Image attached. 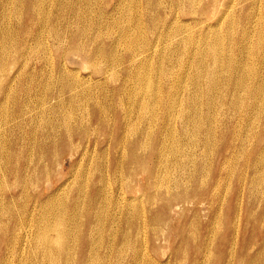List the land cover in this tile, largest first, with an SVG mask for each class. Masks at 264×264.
<instances>
[{
  "label": "rangeland",
  "instance_id": "374dc122",
  "mask_svg": "<svg viewBox=\"0 0 264 264\" xmlns=\"http://www.w3.org/2000/svg\"><path fill=\"white\" fill-rule=\"evenodd\" d=\"M5 1V0H4ZM9 1V2H8ZM6 2H3L2 0H0V50L1 52L3 51V60H0V183L1 180L3 181V187H5L6 189H8V186L6 184V182L10 185L11 188H15V183L16 182V178L11 175L12 177L5 179V172H9L10 170H13L12 172H14V170H17L20 165L19 162L21 164L23 163H30L31 168H34L33 165H35V162H39L40 158H42L43 156V152H45V149H37V147L35 146V144L33 145H29L31 141L35 142L36 139L39 142L41 139L40 136V132H41V128L44 125L45 126V120L48 118H56L58 119L59 123L63 126L59 128V131L65 133L66 132V124H64V121H67L70 124V133L71 134V139L70 137H67V133H65L66 135V145H65V149L62 148L60 145L61 144H57L59 145V149L57 147V152L60 153L61 155V159H60V166L55 164L53 165V174H52V178H50V180L48 181V179L43 178L41 181H39L40 185L37 191H42L44 192V195H46L48 193V189L51 188V190H54L56 192L53 193H57L58 192H62L59 196L58 199L60 200H64V199H69L72 194L70 193V189H75L77 188L80 184L84 185L85 182L93 180V179H98L97 175V167L99 165H102L101 170H105L106 171V160L109 158L112 159V162L114 161V156L118 159V163H117V167H115V165L112 163V167L110 172L108 173V176L106 178V181L108 180L111 185H112V190L115 194V196H118V191L120 187H123V190H126L128 187H139V188H143V199H144V210L146 211V218L148 219L146 222V226L145 224L142 225L140 220L138 223L141 227L143 228H139L141 236L139 234L140 237V244L143 242L142 246L139 245V248L145 252L147 251V253L151 254V256L153 258H158L160 261L162 262H166L169 261V264H190L191 263V259H192V251L190 249L191 245H194L195 243L199 242L201 238L207 237V243L210 241V239H213L214 236L215 238L213 239V243L214 245H210V249L214 252L217 253L218 249L217 247L222 243V241L226 242L225 243V250L224 251L226 253V259L229 258V254H230V250L232 249V246L234 243L236 244V252L237 257H235L234 259V264H250V262L252 260H254V264H264V162L258 166V170L255 171V167L253 166L256 161L257 155L259 154L260 151H262V149H264V134H262V140L259 141L257 139H255L254 135H258V137L261 135V133L264 132V111L260 112V111H250L249 114H247V119L243 120L242 118H240V116H237L235 118H233L232 120L230 119L228 122L229 123V130L226 131V136L224 138V142H221L223 140V138L221 139V134L219 131V128L221 127V124L219 125V127L217 128V132L215 135V139H214V143L210 144L208 146H205V148H202V146H200L201 149H195L193 146L190 147L186 142H188V137L187 136L185 138V136L183 137L180 131V120L182 119V114L180 115V113L186 112L188 110V104L186 103L187 99L189 98V96L191 94H189L190 92L194 91L195 87L194 85H196V81H197V66H198V62L203 64H199L202 65V69L200 70L203 73V78L200 80L201 84L205 87L207 82H209L210 78H214L215 80H219L220 82V87L219 90H215V92L213 94L215 99L217 100V102H219V104L217 102H215V105L218 109V111H215V113H219L220 114H227L228 116H232V114L234 113L232 111V109L230 108V105L228 103V100L230 102L231 98H227L225 100H222L219 96L220 90L221 88H223L222 85L223 84V79L227 78L230 76V68L229 67H233L236 65V63H233V59H240L239 60V66L247 65L246 68L250 70V72H253V68L254 66L256 67L257 64V59L253 55L252 51H249L244 53V51H240L236 46L234 47L228 36L229 33L231 34L230 36H233L234 38L236 36H238L239 34V26L236 24V22L239 21L241 15L245 16L247 12H251V14H253V22L251 23V27L252 26H256L257 28L259 26L264 25V0H206V3H213V5H211V7L214 8V13L212 14V17H210L209 19H204L201 21V17H199L197 14H193V15H179V20L182 22H178L173 24L174 21H176V15H177V10L174 9V0H8ZM43 1V2H42ZM115 1V2H114ZM118 3H117V2ZM127 1V2H126ZM200 1L196 2V0H186L184 2L183 8L185 6V9H200L203 0H197ZM235 3H234V2ZM238 1V2H237ZM8 2V3H7ZM11 2V3H10ZM13 2V4H12ZM15 2V3H14ZM49 2V3H48ZM63 2V3H60ZM81 2V3H80ZM102 2V3H101ZM124 2V3H123ZM140 2V3H139ZM159 2V3H158ZM171 2V3H170ZM246 2V4H245ZM252 2V3H251ZM7 3V4H5ZM79 3V4H78ZM84 3V4H83ZM94 3V4H93ZM131 5H129V4ZM191 3V4H190ZM205 3V0H204ZM242 3V4H241ZM11 4V5H10ZM15 4V6H14ZM44 4V5H43ZM53 4V5H52ZM68 4H73L75 5V9L76 10H80L82 9L83 12L82 13V18L80 20L75 19L74 17L68 18L69 22L66 23L67 26L68 24L70 25V28H66L65 24L62 25L61 22H57L55 20V18L51 19L52 15H56L58 10H65L66 6V10H69L70 7H68L67 9V5ZM86 4V5H85ZM92 4V5H91ZM109 4V5H107ZM125 5L122 7V5ZM136 6H134V5ZM138 4V5H137ZM187 4V6H186ZM239 4H241L239 6ZM63 5V6H62ZM96 5V6H95ZM104 5V6H103ZM107 5V6H106ZM145 5V6H144ZM180 5V7L182 6ZM195 5V7H194ZM224 5V6H223ZM230 7H229V6ZM232 5V6H231ZM234 5V6H233ZM259 5V6H258ZM262 5V6H261ZM8 6V7H7ZM43 6V7H42ZM80 6V8L78 7ZM92 6V8H91ZM99 6V7H98ZM110 6V7H109ZM138 6V7H137ZM141 8H140V7ZM249 6V7H248ZM19 7V8H18ZM50 7V8H49ZM61 7V8H60ZM83 7V8H81ZM103 7V8H102ZM109 9H108V8ZM132 7V8H130ZM251 7V8H250ZM257 7V8H256ZM6 10L9 9V10ZM11 8V9H10ZM27 8V9H26ZM45 10H44V9ZM47 8V9H46ZM59 8V9H58ZM64 8V9H63ZM79 8V9H78ZM94 8V9H93ZM98 8V9H97ZM125 8V9H124ZM130 8V9H129ZM140 8V9H139ZM153 8V9H152ZM177 8V7H176ZM182 8V7H181ZM228 8V9H227ZM249 8V9H248ZM90 9V10H89ZM130 11H129V10ZM133 9V11H131ZM137 9V10H136ZM243 9V10H242ZM12 10V11H11ZM27 10H31L33 11V16H28L26 17L25 11ZM47 10V11H46ZM93 10V11H92ZM97 10V11H96ZM135 10V13H134ZM146 10V11H145ZM228 10V11H227ZM236 10V11H235ZM249 10V11H248ZM18 11V12H17ZM46 11V12H45ZM81 11V10H80ZM92 11V12H91ZM145 11V12H144ZM162 11V12H161ZM226 11V13H225ZM235 11V12H234ZM15 12V13H14ZM90 12V13H89ZM123 12V13H121ZM126 12V13H125ZM132 12V13H130ZM138 12V13H137ZM151 13L156 19H166V14H168L169 18H168V24L169 26L164 28L166 29V31H169L170 29H172L173 31H169V33L166 36H163L162 38L159 39L158 42V48L155 51H146L143 52V50L141 49L145 44L146 41L145 39H150V37L152 38V36H150V34H147L146 32H148L149 30V19H147V14L145 15V13ZM228 12V13H227ZM231 12V13H230ZM238 12V13H237ZM260 12V13H259ZM12 13V14H11ZM19 13V14H18ZM44 13V14H43ZM89 13V14H88ZM94 13V14H93ZM134 13V14H133ZM142 13V14H141ZM154 13V14H153ZM172 13V14H171ZM233 13V14H232ZM257 13V14H256ZM16 14V15H15ZM18 14V15H17ZM51 14V15H50ZM98 14V15H97ZM225 14V15H224ZM228 14H230L228 16ZM232 14V15H231ZM46 15V16H45ZM91 15V17H90ZM133 17H132V16ZM134 15H138L137 17ZM141 15V16H140ZM157 15V16H156ZM160 15V16H159ZM165 15V16H164ZM256 15V16H255ZM260 15V16H259ZM262 15V16H261ZM11 16V18H10ZM49 16V17H48ZM94 16V17H93ZM131 16V18H130ZM143 16V17H142ZM162 16V17H161ZM236 16V17H235ZM5 17V19H3ZM88 17V18H87ZM142 17V18H141ZM222 17V18H221ZM230 17V18H229ZM233 17V18H232ZM258 17V18H256ZM27 18V19H26ZM47 18V19H46ZM85 18V19H84ZM98 18V19H97ZM108 18V20H107ZM128 18V19H127ZM136 20H135V19ZM145 18V19H144ZM175 18V19H174ZM226 18V19H225ZM232 18V19H231ZM238 18V19H237ZM261 18V19H260ZM2 19V20H1ZM8 22L12 20V22ZM11 19V20H10ZM45 19V21H44ZM73 19V21H72ZM92 19V20H91ZM96 22H95V20ZM143 19V20H142ZM194 19V20H193ZM231 19V20H230ZM236 19V20H235ZM111 20V21H110ZM119 21L120 25H115L114 22L115 21ZM123 20V21H122ZM134 20V21H131ZM158 20V21H159ZM220 20V23L218 22ZM225 20V21H224ZM238 20V21H237ZM81 21V22H80ZM84 21V22H83ZM92 21V22H91ZM128 21H130L128 23ZM141 21V22H140ZM144 21V22H143ZM173 21V22H172ZM190 21V26L194 29H192V31L189 30L188 31H183L182 34H178L175 38V36H173L175 28L177 29V25H185V22ZM194 21V22H193ZM222 21V22H221ZM234 21V23H233ZM23 22V25H28L27 29L22 30L20 29V23ZM45 22V23H44ZM49 22V23H47ZM90 22V23H88ZM94 22V23H93ZM133 22V23H132ZM140 22V23H139ZM197 22V23H195ZM201 22V23H200ZM76 23V24H75ZM79 26H76L78 25ZM86 23V24H85ZM101 23V25H100ZM143 24L142 26L137 24ZM260 23V24H259ZM263 23V24H261ZM4 24V25H3ZM48 24V25H46ZM73 24V25H71ZM124 24V25H122ZM128 24V25H127ZM135 24V25H134ZM224 24V25H223ZM227 24V25H226ZM231 24V25H230ZM255 24V25H254ZM8 25V26H7ZM16 25V26H15ZM35 25V26H34ZM44 25V26H43ZM60 25V26H59ZM85 25V26H84ZM97 25V26H96ZM108 25V26H107ZM112 25V26H111ZM202 25V26H201ZM209 25V26H208ZM222 25V26H221ZM230 25V26H229ZM258 25V26H257ZM7 26V27H6ZM15 26V27H14ZM49 26V27H47ZM76 26V27H75ZM107 26V27H106ZM129 27V29L131 30V32L133 33L134 36H130L128 38H120V34H121V27ZM133 26V27H132ZM141 26V27H140ZM200 26V27H199ZM213 26V27H211ZM9 27V28H8ZM11 27V28H10ZM52 27H56L58 29V32L61 34L62 40H60L61 38H56L55 35L52 32ZM90 29H89V28ZM109 27V28H108ZM127 27V28H128ZM136 27V28H135ZM140 27V28H139ZM172 27H175L174 29ZM7 28V29H6ZM42 32H41V30ZM49 28V29H47ZM78 28V29H77ZM112 28V29H111ZM145 31H143L142 30ZM168 28V29H167ZM210 28V29H209ZM212 28V29H211ZM219 28V29H217ZM236 28V29H235ZM253 28V27H252ZM4 29V30H3ZM16 29V30H15ZM34 29V30H33ZM98 29V30H97ZM134 29V30H133ZM45 30V32H44ZM47 30V31H46ZM69 30L71 33H78V32H83V30H86V34L82 35L81 34V39H76L75 42H71L69 41L70 39L67 38L65 31ZM76 30L78 32H76ZM94 30V31H93ZM102 30V31H101ZM108 30V31H107ZM117 30V31H116ZM139 33H138V31ZM210 30V31H209ZM229 30V31H228ZM2 31V32H1ZM18 31V32H17ZM99 31V32H98ZM111 31V32H110ZM137 31V32H135ZM209 31V32H208ZM214 31V32H213ZM217 31H219V33H217ZM96 32H98L96 34ZM102 32V33H101ZM110 32V33H109ZM116 34H115V33ZM143 32V33H140ZM171 32V33H170ZM200 32V33H199ZM226 32V33H225ZM255 32V33H254ZM257 32V33H256ZM2 33L5 35L6 39H3ZM11 33V35H10ZM17 33V34H16ZM24 33H27L28 35L26 36L27 40H22V37L25 35ZM39 33V34H38ZM48 33V34H47ZM119 33V34H118ZM173 33V34H172ZM185 33V34H184ZM189 33V34H188ZM195 33V34H194ZM210 33V34H209ZM221 33V34H220ZM257 36H255L254 34ZM9 34V35H8ZM19 34V35H18ZM45 34V35H42ZM65 34V35H62ZM70 34V33H69ZM108 34V35H107ZM115 34V35H114ZM140 34V35H139ZM188 34V35H187ZM191 34L193 37L188 38L189 36H191ZM213 34V35H212ZM217 34V35H216ZM228 34V35H227ZM6 35H8L6 37ZM15 37H14V36ZM17 35V36H16ZM34 35V36H33ZM38 35V36H36ZM47 35V36H46ZM91 35V36H90ZM100 35V37H98ZM136 35V36H135ZM139 35V36H138ZM197 35V36H196ZM201 35V36H200ZM208 35V36H207ZM218 35H220L218 37ZM227 35V36H226ZM87 36V37H86ZM103 36V38H102ZM141 36V37H140ZM172 36V38H171ZM181 36V37H180ZM186 36L188 38V40H193V39H198L201 37L206 36L208 44H202L194 47L195 42L193 43V45H191L192 49L195 51L191 52V55H194V59L196 57V60H191V55L188 52L183 53L181 56L182 58V63L179 65L178 62L176 63L175 59L176 57L179 55L177 53V50L175 49V44L177 43V41L179 39H181L182 37ZM226 36V37H225ZM249 40H253V42H256L259 34L258 31H252L249 33ZM119 37V38H118ZM140 39H139V38ZM149 37V38H148ZM165 37V38H164ZM167 37V38H166ZM174 37V38H173ZM211 37V38H210ZM214 37V38H213ZM2 38V39H1ZM14 38V39H13ZM67 38V39H66ZM88 40H87V39ZM96 38V39H95ZM110 38V39H109ZM113 38V39H112ZM115 38V39H114ZM131 38V39H130ZM134 38V42L133 41ZM138 40H137V39ZM145 38V39H144ZM164 38V39H163ZM220 38V39H219ZM254 38V39H253ZM55 39V40H54ZM65 39V40H63ZM85 39V40H84ZM95 39V40H94ZM100 39V40H98ZM109 41H108V40ZM130 39V40H129ZM166 39V40H165ZM170 41H168V40ZM209 39V40H208ZM226 39V40H225ZM6 40V41H5ZM15 40V41H14ZM21 40V41H20ZM30 40V41H29ZM39 40V44L38 41ZM50 40V41H49ZM60 40V41H59ZM118 40V41H117ZM140 40V41H139ZM142 40V41H141ZM165 40V43H163ZM177 40V41H176ZM217 40H221V41H217ZM19 41V42H18ZM47 41V42H46ZM54 41V42H52ZM80 41V42H79ZM112 41V42H111ZM130 41V42H129ZM133 41V42H131ZM167 41V42H166ZM212 41V42H211ZM228 41V42H227ZM6 42V43H5ZM27 42V43H26ZM42 42V43H41ZM60 42V43H59ZM118 42V43H117ZM125 42V43H123ZM138 42V43H137ZM162 42V43H161ZM175 42V43H174ZM219 42V44H218ZM223 42V43H222ZM23 45H22V44ZM35 43V46H34ZM50 46H49V44ZM64 43V44H63ZM72 47L78 46L77 49L81 50V51H73L71 50L69 52V49ZM71 43V44H70ZM78 43V44H77ZM83 43V44H82ZM85 43V44H84ZM88 43V44H87ZM109 43V44H108ZM142 43V44H141ZM213 43H217V53H221L220 55V60H218L217 63H213L212 60V52H211V44ZM227 43V44H225ZM4 44V45H3ZM38 44V45H37ZM44 44V45H43ZM46 44V45H45ZM54 44V45H53ZM63 44V45H62ZM101 44V45H100ZM124 44V45H121ZM133 44V45H131ZM137 44V45H136ZM139 44V45H138ZM169 44V45H167ZM210 44V45H209ZM224 44V45H223ZM41 45V46H40ZM66 45V46H65ZM87 45V46H86ZM91 45V46H90ZM106 45H108L106 47ZM116 45H118L116 47ZM172 45V46H171ZM207 45V46H206ZM221 45V46H220ZM230 45V46H227ZM9 46V47H8ZM29 46V47H28ZM40 46V47H39ZM44 46V47H43ZM48 46V47H47ZM58 46V47H57ZM80 46V47H79ZM91 48H90V47ZM98 46V47H97ZM131 46V47H130ZM135 46V47H134ZM137 46V48H136ZM160 46V47H159ZM162 46V47H161ZM169 46V48H168ZM206 46V47H204ZM220 46V47H219ZM3 47V48H2ZM5 47V48H4ZM23 47V48H22ZM37 47V48H36ZM46 47V48H45ZM54 47V48H53ZM84 47V48H83ZM95 47V48H94ZM201 47V48H200ZM225 47V48H224ZM9 48V49H7ZM19 48V49H18ZM22 48V49H21ZM40 50H39V49ZM64 48V49H63ZM83 50H82V49ZM98 48V49H97ZM100 48V49H99ZM113 48V49H112ZM130 49V51L128 49ZM190 48V47H189ZM190 48V50H191ZM3 49V50H2ZM13 49V50H12ZM31 49V50H30ZM33 49V50H32ZM43 49L44 52H43ZM115 49L117 51H115ZM140 49V50H139ZM163 49V50H162ZM222 49V50H221ZM22 50V51H21ZM29 50V51H28ZM38 52H37V51ZM52 50V51H50ZM64 50V51H63ZM92 50V52H91ZM106 50V51H105ZM111 50V51H110ZM113 50V51H112ZM123 52L122 54L121 51ZM160 50V52H159ZM204 52H202V51ZM205 50V51H204ZM207 50V51H206ZM14 51V52H13ZM18 51V52H17ZM21 51V52H19ZM28 51V52H26ZM34 51V52H32ZM46 51V52H45ZM50 51V52H49ZM84 51V52H83ZM86 51V52H85ZM129 51V53H128ZM136 51V52H135ZM166 51V52H165ZM200 51V52H198ZM227 51V52H226ZM0 52V54H1ZM11 52V54H10ZM30 52V53H29ZM36 52V53H35ZM53 52V53H52ZM65 52V53H64ZM80 52V53H79ZM83 52V54H82ZM116 52V53H115ZM134 52V53H133ZM154 52V54H153ZM162 52V53H161ZM165 52V55H164ZM169 52V53H168ZM196 52V53H195ZM207 52V54L205 53ZM209 52V53H208ZM225 52V53H224ZM252 54H251V53ZM63 53V56L61 55ZM69 53V54H68ZM75 53V54H74ZM100 53V54H99ZM105 53L107 55H105ZM114 53V54H113ZM119 53V54H117ZM141 53V54H140ZM159 57H158V55ZM229 53V54H228ZM12 54H14L12 56ZM36 54V55H35ZM38 54V55H37ZM41 54V55H40ZM47 54V55H44ZM67 54V55H66ZM112 54V55H111ZM116 54V56H115ZM135 56L134 61H131V57ZM146 54V55H145ZM168 54V55H167ZM196 54V55H195ZM200 54V55H199ZM237 54V55H236ZM244 54V55H243ZM8 57H6V56ZM19 55V56H18ZM34 55H35V59H34ZM43 55V56H42ZM87 55V56H86ZM123 55V56H122ZM126 55V56H125ZM130 55V57H129ZM152 55V56H151ZM181 55V54H180ZM190 55V56H189ZM204 55V56H203ZM234 57H233V56ZM243 55V56H241ZM248 55V56H246ZM252 58H251V56ZM15 56V57H14ZM30 56V58H29ZM42 56V57H41ZM62 56V57H61ZM162 56V58H161ZM174 56V57H173ZM186 56V57H184ZM202 56V57H201ZM225 56V57H224ZM229 56V58H228ZM232 56V57H231ZM237 56V57H236ZM12 57V58H11ZM28 57V58H27ZM33 57V58H32ZM38 57V59H37ZM50 57V58H49ZM52 57V58H51ZM55 59H54V58ZM68 57V58H67ZM94 57V58H92ZM97 57L99 58V60L97 59ZM115 57V58H113ZM119 57V58H118ZM158 57V58H157ZM184 57V58H183ZM239 57V58H238ZM11 58V59H9ZM14 58V60H12ZM39 58L41 60H39ZM161 58V59H160ZM188 58V59H187ZM203 58V61H201ZM29 59V60H28ZM36 59L38 61H36ZM48 59V60H47ZM96 59V60H95ZM116 59V60H115ZM145 59V60H144ZM148 59V60H146ZM154 59V61H153ZM206 61H205V60ZM211 59V60H210ZM250 59V60H249ZM9 60V62H8ZM50 60V62H48ZM62 60V61H61ZM92 60V61H91ZM125 60V61H124ZM152 62H150V61ZM164 60V61H163ZM173 60V61H172ZM186 60L188 62L193 61V67L191 66L190 63H186ZM208 60V61H207ZM223 60V61H222ZM226 60V61H225ZM249 60V62H248ZM14 61V64L12 62ZM53 61V62H52ZM55 61V62H54ZM91 61V62H90ZM94 61V63H92ZM105 61V62H104ZM119 61V62H118ZM142 61V62H140ZM157 61V62H156ZM195 61V62H194ZM248 63H246V62ZM25 62V63H24ZM34 62V63H33ZM89 62V63H88ZM104 64H103V63ZM126 62V63H124ZM133 62V63H132ZM139 62V63H138ZM145 64H144V63ZM155 62V63H154ZM171 62V63H170ZM197 62V65H196ZM65 63V64H64ZM101 63V64H100ZM112 63H114L112 65ZM143 63V64H142ZM148 63V64H147ZM152 63V64H151ZM166 63V64H165ZM186 63V64H183ZM195 63V64H194ZM210 63V64H209ZM222 63V65H221ZM245 63V64H244ZM251 63V64H250ZM45 64V65H44ZM50 64V65H49ZM98 66H97V65ZM161 64V65H160ZM175 64V65H174ZM189 64V65H188ZM215 64V65H214ZM219 64V65H217ZM224 64V65H223ZM230 64V65H229ZM249 64V66H248ZM8 65V66H6ZM11 65V66H10ZM49 65V66H48ZM63 65V66H62ZM92 65V66H91ZM96 65V66H95ZM108 65V66H107ZM118 65V66H117ZM124 65V66H123ZM144 65L146 67H144ZM148 65V66H147ZM151 65V66H150ZM157 65V66H155ZM182 65V66H181ZM204 65V66H203ZM206 65V66H205ZM210 65H212L211 67H209ZM252 65V66H250ZM16 66V67H15ZM24 66V67H23ZM55 66V67H54ZM60 66V67H59ZM86 66V67H85ZM115 66V67H114ZM133 66V67H132ZM138 68H137V67ZM151 68H150V67ZM191 68H190V67ZM219 66V67H218ZM239 67L240 68H242ZM8 67V68H7ZM35 67V68H34ZM49 67V68H48ZM89 67V69H87ZM109 69H108V68ZM153 67V68H152ZM161 67V70H159ZM167 67V68H166ZM180 67V68H178ZM187 67V68H186ZM204 67V71L203 70ZM214 67V68H213ZM225 67V68H224ZM250 67V68H249ZM4 68V69H3ZM7 68V69H6ZM13 68V69H12ZM52 68V69H51ZM91 68V69H90ZM94 68V69H93ZM96 68V69H95ZM100 68V69H99ZM108 70H107V69ZM117 68V69H116ZM144 68V70L142 69ZM155 68V70H154ZM159 70L160 72L156 71ZM159 68V69H158ZM163 68V69H162ZM176 70H175V69ZM182 68V69H181ZM228 68V69H227ZM262 68V67H261ZM3 69V71L1 70ZM10 69V71L8 70ZM17 69V70H16ZM23 71H22V70ZM86 69V70H85ZM114 71H113V70ZM127 69V71H126ZM142 69V70H141ZM148 69V70H147ZM152 69V70H151ZM189 69V70H188ZM208 69H211L212 72V76H207L205 73ZM220 69V70H219ZM30 70V71H29ZM33 70V71H32ZM44 72H43V71ZM51 70V71H50ZM79 70V71H78ZM84 70V71H83ZM98 70V71H97ZM100 70V71H99ZM140 70V71H139ZM172 70V71H171ZM180 70V71H179ZM187 70V71H185ZM5 71V72H4ZM53 71V72H52ZM55 71V72H54ZM77 71V73H76ZM107 71V73H105ZM118 71V72H117ZM137 71L142 72V73H148V80L146 78V82L139 84L138 82H134L135 78H134V74L137 73ZM147 71V72H146ZM162 71V72H161ZM184 71V72H182ZM193 71V72H192ZM221 71V72H220ZM226 71V72H225ZM4 72V73H3ZM21 72V75H19ZM50 72V73H49ZM65 72V73H64ZM100 72V73H97ZM125 72V73H124ZM173 72V73H172ZM176 72V73H174ZM195 72V73H194ZM215 72V73H214ZM263 72H264V67H263ZM7 73V74H6ZM10 73V74H9ZM19 73V74H18ZM42 73V74H41ZM54 73V74H52ZM106 75H105V74ZM119 73V74H118ZM121 73V74H120ZM158 73V74H157ZM161 73V74H160ZM166 76H165V74ZM184 73V74H183ZM222 73V74H221ZM3 74V75H2ZM31 74V76H30ZM51 74V75H50ZM58 74V75H57ZM77 74V75H76ZM98 74V75H97ZM103 74V75H102ZM111 74V75H110ZM179 74V75H178ZM5 75V76H4ZM12 75V76H11ZM29 75V76H28ZM44 75V76H43ZM80 75V76H79ZM92 75V76H91ZM113 75V76H112ZM117 75V76H116ZM188 77H187V76ZM206 75V76H205ZM220 75V78H219ZM237 75V74H235ZM7 76V77H6ZM11 76V77H9ZM87 76V77H86ZM90 76V77H89ZM150 76V77H149ZM156 76V77H155ZM159 76V77H158ZM177 76V78H176ZM184 76V77H183ZM191 76V77H190ZM194 76V77H192ZM205 76V77H204ZM227 76V77H225ZM3 77V79H2ZM7 79H5V78ZM32 77V78H31ZM41 77V78H40ZM48 77V78H47ZM58 77V78H57ZM103 77V78H102ZM111 77L112 81H111ZM120 77V79H119ZM166 77V78H165ZM181 78V79H178ZM208 77V78H207ZM224 77V78H223ZM264 77V76H263ZM17 78V79H15ZM20 78V79H19ZM89 78V79H88ZM105 78V79H104ZM110 78V79H109ZM152 78V79H151ZM162 78V79H160ZM164 78V79H163ZM176 78V79H175ZM186 78V79H185ZM188 78V79H187ZM193 78V79H191ZM207 78V81H206ZM9 79V80H8ZM77 79V80H76ZM99 79V80H98ZM109 79V80H108ZM134 79V80H133ZM168 79V80H166ZM196 79V80H195ZM253 79V78H252ZM251 79V80H252ZM264 79V78H263ZM6 80V81H4ZM16 80V81H15ZM48 80V81H47ZM54 80V81H53ZM57 80V81H56ZM79 80V81H78ZM90 80V81H89ZM114 80V81H113ZM117 80V81H116ZM119 80V81H118ZM122 80V81H121ZM148 80V81H147ZM160 80V82H159ZM175 80V81H174ZM179 82H178V81ZM181 80V82H180ZM190 80V81H189ZM260 80V79H259ZM18 81V82H17ZM85 83H83V82ZM99 81V82H98ZM108 81V82H107ZM111 81V82H110ZM116 81V82H115ZM131 81V82H130ZM163 81V82H161ZM192 81V82H191ZM50 82V83H49ZM53 82V83H52ZM65 82H71V87L69 88ZM88 82V83H87ZM96 82V83H95ZM110 82V83H109ZM118 82V83H117ZM153 82V83H152ZM173 82V83H172ZM176 82V84H175ZM205 82V83H204ZM2 83V84H1ZM78 83V84H77ZM81 83V84H80ZM98 83V85H97ZM101 83V84H99ZM124 83V84H123ZM146 83H150V87H148V90L144 93H146L145 95L148 96V99L146 97V99L148 100L147 105L149 104L150 108L144 109L143 108V114H146L145 117L146 119H139L138 117V113H139V109L141 112V108L139 107V101H141L140 99L142 98V87H144L147 85ZM159 83V84H157ZM162 83V85L160 84ZM6 84V85H5ZM16 84V85H15ZM30 84V85H29ZM48 84V85H47ZM54 84V85H53ZM89 84V85H88ZM132 84V85H131ZM137 86L135 87L134 86ZM137 84V85H136ZM153 86H152V85ZM157 84V85H156ZM194 84V85H193ZM205 84V85H204ZM18 85V86H17ZM40 85V86H38ZM51 85V86H49ZM56 85V86H55ZM93 85V86H92ZM131 87H130V86ZM141 85V86H140ZM178 85V86H177ZM182 87H180V86ZM13 86V87H12ZM61 86V88H60ZM76 86V87H74ZM80 86V88H79ZM84 86V87H83ZM86 86V87H85ZM99 86V87H98ZM152 86V87H151ZM155 86V87H154ZM160 86V87H159ZM165 86V87H164ZM177 89V87L181 88L178 93V108L176 107L177 110L174 111V114H172L173 116H169V124L167 122V126L166 129L164 131V142L166 140V147H165V152L164 155H162V160L165 162H169L170 163V169H166V166H162L161 170L163 171L161 173V175L157 178L152 176L151 174H148V176L146 175H142L141 173L136 174L135 170L137 169L136 165L137 164H128L125 163V161H123L125 164H123L122 162V155L124 154L125 156L128 155L127 152V146H125V143L127 144V142L130 139H139V138H143L145 141V146L144 149L140 148L138 150L139 154H143V156L145 157V161H144V165L146 168H149V170H152L153 168V161L150 159L149 155L151 153V150L155 147L156 145V138H157V134L159 129L161 128L162 125V115H163V108H162V104L164 103L163 96L161 95V90H165L168 88H172ZM177 86V87H176ZM184 86V87H183ZM222 86V87H221ZM21 87V88H20ZM27 87V89H26ZM40 87V88H38ZM45 87V88H43ZM47 87V88H46ZM50 87V89H49ZM66 87V88H65ZM88 87V88H87ZM107 89H106V88ZM162 87V89H161ZM164 87V89H163ZM6 88V89H5ZM13 88V89H12ZM78 88V90H77ZM149 88H151L149 90ZM154 88V89H153ZM156 88V89H155ZM194 88V89H193ZM231 88V87H230ZM229 88V89H230ZM16 89V90H15ZM48 91H46V90ZM88 89V90H87ZM110 89V91H109ZM114 89V91H113ZM119 89V90H118ZM135 89V90H134ZM138 89V90H137ZM158 89V90H157ZM3 90V91H2ZM27 90V91H26ZM45 90V92H44ZM60 90V91H59ZM74 90V91H73ZM87 92H86V91ZM105 90V91H104ZM141 90V91H140ZM155 90L157 93L155 94V92L153 91ZM16 91V92H15ZM20 91V92H19ZM81 91V92H80ZM89 91V92H88ZM129 93H128V92ZM133 91V92H132ZM139 91V92H138ZM153 91V92H152ZM160 91V92H159ZM185 91V92H184ZM9 92V94H8ZM30 92V93H29ZM44 94H43V93ZM61 95H59V93ZM71 92V93H70ZM75 92V93H72ZM107 92V93H106ZM241 90L239 92V96L241 95V98H244V92ZM2 93V94H1ZM27 93V94H25ZM69 93V94H68ZM78 95H77V94ZM80 93V94H79ZM88 95H87V94ZM99 93V94H98ZM111 93V94H110ZM132 93V95H131ZM140 93V94H137ZM143 93V94H144ZM159 93V94H158ZM181 93V94H180ZM55 94V95H54ZM101 94V95H100ZM108 94V95H107ZM128 96H127V95ZM137 94V95H135ZM28 95V96H27ZM46 95V96H45ZM54 95V96H53ZM66 95V96H65ZM99 95V96H98ZM119 95V96H118ZM140 95V96H139ZM152 95V96H151ZM154 95V96H153ZM157 95V96H156ZM30 96V97H29ZM74 96V97H72ZM101 96V97H100ZM131 96V98H130ZM133 96V97H132ZM138 96V97H137ZM144 96V95H143ZM161 96V97H160ZM219 96V97H218ZM5 97V98H4ZM27 97V99H26ZM35 97V98H34ZM47 97V99L45 98ZM55 99H53V98ZM71 97V98H70ZM95 97V98H94ZM99 97V98H97ZM121 97V98H120ZM137 97V98H136ZM141 97V98H139ZM156 97V98H155ZM7 98V99H6ZM9 98V99H8ZM46 99L44 101V99ZM49 98V99H48ZM59 98V99H58ZM74 98V99H73ZM81 98V99H80ZM84 98V99H83ZM89 99V102L87 101ZM264 96L261 98L263 100ZM42 99V100H41ZM57 99V100H56ZM80 99V100H79ZM87 99V100H85ZM92 99V100H91ZM97 99V100H96ZM102 101H101V100ZM110 99V100H109ZM126 99V101H125ZM128 99V100H127ZM131 99V100H130ZM155 101L159 99L158 103L155 102L154 104V100ZM203 99L206 100V96H203ZM219 99L221 101H219ZM259 99V100H261ZM28 100V101H27ZM39 100V101H38ZM51 100V101H48ZM120 100H122L123 102H121ZM130 100V102H128ZM182 100V101H181ZM185 100V103H184ZM261 100V101H262ZM3 101H6L3 102ZM8 101V102H7ZM17 101V102H16ZM45 103H43V102ZM48 101V102H47ZM72 104L71 106L68 105L69 102ZM81 101V102H80ZM91 101V102H90ZM103 104L106 109H107V114L104 115L106 117V120L108 121L107 124H104V126H102V124H100L97 121V118H95V116L92 117L91 114H93L92 110L95 109L96 106H98V104ZM100 101V102H99ZM153 101V102H152ZM163 101V102H162ZM259 101V102H261ZM2 102V103H1ZM16 102V103H15ZM29 102V103H28ZM38 102V103H37ZM41 102V104L39 103ZM55 102V103H54ZM62 102L61 105H66L68 107L65 106L64 110L65 112L68 113H64V111L62 110H58L56 112H50L49 106L50 105H56V103ZM76 102V104H75ZM79 102V103H78ZM104 102V103H102ZM107 104H106V103ZM110 102V103H109ZM132 102V103H131ZM136 102V103H135ZM151 104H150V103ZM182 102V103H181ZM5 103V104H3ZM37 103V104H36ZM49 103V104H48ZM69 103V104H70ZM118 103V104H116ZM241 102H239L240 104ZM264 103V101L262 102ZM36 104V105H35ZM80 104V105H79ZM84 104V105H83ZM131 104V105H130ZM136 104V105H135ZM157 104V105H156ZM160 104V105H159ZM180 104V105H179ZM227 104V105H226ZM6 107H5V106ZM74 105V106H73ZM78 105V107H77ZM82 105V106H81ZM102 105V106H103ZM116 105V106H114ZM156 105V106H155ZM159 105V108H158ZM223 105V106H222ZM264 105V104H263ZM35 106V107H34ZM41 106V107H40ZM73 106V107H72ZM86 106H88L86 108ZM112 106V107H111ZM120 106V107H119ZM129 106V107H128ZM134 106V110H132L131 108ZM155 106V107H153ZM180 106V107H179ZM186 106V107H184ZM223 108H220V107ZM4 107V108H3ZM22 107V108H21ZM31 107V108H30ZM70 107V108H69ZM86 109H85V108ZM125 107V108H124ZM139 107V108H138ZM183 109H182V108ZM12 108V109H11ZM21 108V109H20ZM90 108V110H89ZM131 109V110H127ZM4 109V111H2ZM27 109V110H26ZM68 111H67V110ZM71 109V110H70ZM77 109V110H76ZM80 109V110H79ZM123 109V110H122ZM153 109H155L156 111H154ZM182 111H181V110ZM186 109V110H184ZM220 109V110H219ZM224 109V110H223ZM7 110V111H6ZM10 110V111H9ZM31 110V111H30ZM37 110V111H36ZM44 112H43V111ZM88 110V111H86ZM127 110V111H125ZM159 110V111H158ZM162 110V111H161ZM179 110V111H178ZM184 110V111H183ZM242 110V109H241ZM27 111V112H26ZM71 111V112H70ZM78 111V112H77ZM115 111V112H113ZM127 112V114H125L124 112ZM132 111V112H131ZM145 111V112H144ZM4 112V113H3ZM9 112V113H7ZM25 112V113H24ZM41 112V113H40ZM43 112V113H42ZM45 112H46V116H45ZM84 114H83V113ZM89 112V113H88ZM137 112V113H136ZM152 112V114L150 113ZM176 112V113H175ZM224 112V113H223ZM231 112V114H230ZM24 113V114H22ZM40 113V114H39ZM48 113V114H47ZM71 113V114H70ZM75 113V114H74ZM122 113V114H121ZM132 113V114H131ZM258 113V114H257ZM28 114V115H27ZM44 114V116H43ZM62 114V115H61ZM82 114V115H81ZM109 114V115H108ZM115 114V116H114ZM125 114V115H124ZM38 115V116H37ZM49 115V116H48ZM69 115V117H65ZM77 115V117H76ZM84 115V116H83ZM90 115V116H89ZM113 115V116H112ZM154 115V116H153ZM5 118H4V117ZM9 116V117H8ZM22 116V117H21ZM37 116V117H36ZM60 118H58V117ZM83 118H82V117ZM87 116V117H86ZM125 116V117H123ZM137 116V117H136ZM160 116V117H159ZM179 116V117H177ZM221 116V115H220ZM219 116V117H220ZM257 119H256V117ZM7 117V118H6ZM40 117V118H39ZM43 117V118H42ZM74 117V118H73ZM85 117V118H84ZM115 117V118H114ZM136 117V118H135ZM153 117V120L152 118ZM255 117V119H254ZM3 118V119H1ZM18 118V119H16ZM33 118V119H32ZM39 121H38V119ZM73 118V119H72ZM109 118V119H108ZM127 118V119H126ZM134 118V119H133ZM173 118V119H172ZM176 118V119H175ZM237 118V119H236ZM25 119V120H24ZM37 119V120H36ZM44 121H43V120ZM60 119V120H59ZM64 119V120H63ZM112 119L114 121V119H118L121 121L122 126H121V130H124L122 135L119 136L120 139H122V143L118 144V140H115V137H113L112 141H110V138H108V134L109 131H114L115 127H114V123L112 122ZM140 121H138V120ZM150 119V120H148ZM158 119V120H156ZM236 119V120H235ZM259 119V120H258ZM4 120V121H3ZM9 120V122H8ZM70 120V121H69ZM73 120V121H71ZM93 120V121H92ZM105 120V121H106ZM110 120V121H109ZM134 120V121H133ZM152 120V121H151ZM174 120V121H173ZM235 120V121H234ZM239 120V124H240V130L237 133L234 128H233V124H235L237 121ZM259 122H258V121ZM33 121V123H32ZM38 121V122H36ZM83 121V122H82ZM133 121V122H132ZM151 121V122H150ZM158 121V122H157ZM228 121V120H227ZM251 121V122H250ZM255 121V122H254ZM6 122V123H5ZM26 122V123H25ZM31 122V123H30ZM42 122V123H40ZM77 122V124H76ZM81 122V124H80ZM136 122V123H135ZM142 124H140V123ZM147 122V123H146ZM150 122V124H149ZM245 122V123H244ZM12 123V124H11ZM37 123V124H36ZM63 123V124H62ZM86 123V124H85ZM109 123V124H108ZM146 125H145V124ZM247 123V125H246ZM252 123V124H251ZM5 124V125H4ZM23 124V130L24 131H19L20 129L19 126H21ZM39 124V125H38ZM43 124V125H42ZM110 124H112L113 126H111ZM137 125V126H133V125ZM155 124V125H154ZM250 124V125H249ZM259 124V126H258ZM2 125V126H1ZM14 125V127H13ZM18 125V126H16ZM65 125V126H64ZM72 125V126H71ZM78 125V126H77ZM80 125V126H79ZM92 125V126H91ZM110 125V127H109ZM124 125L125 129H122ZM128 125V126H127ZM139 125V127H138ZM170 125V126H169ZM172 125V126H171ZM177 128H176V126ZM5 128H4V127ZM16 126V127H15ZM69 126V125H68ZM90 126V127H89ZM106 126V127H105ZM126 126V127H125ZM129 126H131L129 128ZM133 126V127H132ZM141 126V127H140ZM156 126V127H155ZM36 127V128H35ZM38 127V129H37ZM65 127V128H64ZM79 128L82 132L83 135L82 137L79 136V134H77V132L74 134V130L75 128ZM102 127V128H101ZM114 127V128H113ZM152 127V128H151ZM250 127V128H249ZM73 128V129H72ZM84 128V129H83ZM89 128V129H88ZM96 128V129H95ZM141 132H139V130ZM173 130H172V129ZM254 128L256 130H254ZM3 129V130H2ZM5 129V130H4ZM7 129V130H6ZM136 129V130H135ZM147 129V130H146ZM224 129V128H223ZM251 129V130H250ZM259 129V130H258ZM18 130V131H17ZM29 130V131H28ZM58 130V129H57ZM98 130V131H97ZM132 130V132H131ZM138 130V132H136ZM149 130V131H148ZM152 130V131H150ZM178 130V131H177ZM249 130V136H248V140L244 143L245 147H242L241 145V140L242 138H245V134L248 132ZM255 132H254V131ZM3 131V132H2ZM26 131V132H25ZM28 131V132H27ZM87 131V132H86ZM94 131V133H93ZM144 133H143V132ZM147 131V132H146ZM171 131V132H170ZM232 131V132H231ZM252 131V132H250ZM260 131V132H259ZM13 132V133H12ZM25 132V133H24ZM37 132V133H36ZM128 132V133H127ZM135 132V133H134ZM150 132V134H149ZM167 132V133H166ZM177 132V133H176ZM12 133V134H11ZM28 133V134H27ZM97 133V134H96ZM101 133V134H99ZM130 133V134H129ZM140 135H139V134ZM167 135H166V134ZM174 133V134H173ZM10 134V136H9ZM21 134V135H19ZM25 136H24V135ZM30 134V135H29ZM93 134V135H90ZM133 134V135H132ZM138 136H137V135ZM150 135V137L152 138H148V136ZM170 134V135H169ZM176 134V135H175ZM181 134V135H180ZM1 135H3L1 137ZM35 135V136H34ZM88 135V136H87ZM97 135V136H96ZM100 135V136H99ZM128 135V136H127ZM132 135V137H130ZM136 135V136H135ZM147 135V137H145ZM153 137H152V136ZM165 135H166V139H165ZM14 136V137H13ZM23 136V137H22ZM34 136V137H33ZM75 136V137H74ZM95 136V137H94ZM172 136H175L176 139L178 141L175 142V137L172 138ZM81 137V138H80ZM125 137V138H124ZM172 139H171V138ZM227 137V138H226ZM239 137V138H238ZM8 138V139H7ZM30 138V139H29ZM84 138V139H83ZM87 138V139H86ZM181 138V139H179ZM183 138V139H182ZM218 138V139H217ZM4 139V140H3ZM35 139V140H34ZM126 139V140H125ZM170 139V140H169ZM236 139V140H235ZM3 140V141H2ZM12 140V143H11ZM17 140V141H16ZM31 140V141H30ZM147 140V141H146ZM233 141L235 140V144L237 145H231V150L227 151V155H225V157H223L224 155L222 153H218L220 150L223 149V147H221V145L225 144L226 142L229 141ZM239 140V141H238ZM10 141V142H9ZM91 141V142H90ZM121 141V140H120ZM131 141V140H130ZM129 141V142H130ZM168 141V142H167ZM171 141V142H169ZM174 141V142H173ZM180 141V142H179ZM185 143H184V142ZM226 141V142H225ZM252 141V142H251ZM17 142V143H16ZM95 142V143H94ZM256 142V143H255ZM29 143V144H28ZM116 143V144H114ZM170 143V145H169ZM175 144L174 146H172L173 144ZM178 143V144H176ZM183 143V144H182ZM70 144V145H69ZM74 146H73V145ZM76 144V145H75ZM148 144V145H147ZM180 144V145H179ZM185 144V145H184ZM3 145V147H2ZM5 145V146H4ZM11 145V146H10ZM22 145V146H21ZM29 145V146H28ZM80 145V146H78ZM87 145V146H86ZM123 145V146H122ZM161 145V143L159 144ZM163 145V144H162ZM161 145V146H162ZM179 145V146H178ZM184 145V146H182ZM217 145V146H216ZM68 146V147H67ZM85 146V147H84ZM89 146V147H88ZM110 146V147H109ZM147 146V147H146ZM178 146V147H177ZM182 146V147H181ZM190 148H187V147ZM211 146V147H210ZM250 146V147H249ZM124 147V148H123ZM168 147V148H167ZM174 147V148H173ZM237 147V148H236ZM36 150H35V149ZM76 148V149H75ZM83 150H82V149ZM88 148V149H87ZM119 148V149H118ZM148 148V149H147ZM150 148V149H149ZM170 148V149H169ZM172 148V149H171ZM178 148H180L181 150H185L187 153L188 151L193 153L195 151H197L196 153H200L198 154L199 156H205L199 158V156L196 158V165L194 164V162L192 163H186L183 166L185 167H176V163L175 161L177 160L176 158H173L174 153L178 150ZM222 148V149H221ZM243 148V150H242ZM255 148V157L254 158V153L251 159H247V153L250 152V150L252 151V149ZM73 149V151H72ZM78 149V150H77ZM167 149V150H166ZM174 149V150H173ZM3 150V151H2ZM6 150V151H5ZM11 150V152H10ZM20 150V151H19ZM32 150V151H31ZM62 152H61V151ZM88 150V151H86ZM92 152H91V151ZM98 150V151H97ZM118 152H117V151ZM171 150V152H170ZM193 150V151H192ZM195 150V151H194ZM201 150V151H200ZM203 150V151H202ZM205 150V152H204ZM210 150V151H209ZM233 150V151H232ZM19 151V152H18ZM60 151V152H59ZM72 151V152H71ZM94 151V152H93ZM101 151V152H100ZM107 151V152H106ZM147 151V152H144ZM32 154H31V153ZM47 152V151H46ZM115 152V153H114ZM127 152V154H126ZM174 152V153H173ZM240 154H239V153ZM257 152V153H256ZM3 153V154H2ZM5 153V154H4ZM40 153V154H39ZM80 153V154H79ZM91 153V154H90ZM101 155H100V154ZM110 153V154H109ZM123 153V154H122ZM173 153V154H172ZM208 153V155H207ZM212 153V154H211ZM226 153V152H225ZM237 155H236V154ZM8 154L11 155V159L8 158ZM17 154V155H16ZM28 154V155H27ZM37 154V155H36ZM54 154V153H53ZM52 154V155H53ZM87 154V155H86ZM95 154V155H94ZM103 154V155H102ZM109 154V155H108ZM146 154V155H145ZM169 154V155H168ZM243 154V155H242ZM23 155V156H22ZM28 157H27V156ZM46 155H50L49 153H46ZM120 155V156H119ZM171 155V156H170ZM210 155V156H209ZM19 156H22L19 161ZM26 156V158H25ZM173 156V157H172ZM232 156V157H231ZM235 156V157H234ZM238 156V157H237ZM31 157V158H30ZM90 157V159H89ZM92 157V158H91ZM101 157V158H100ZM105 157V158H104ZM169 157V158H168ZM208 157V158H207ZM3 158V159H2ZM31 160H30V159ZM36 158V159H35ZM84 158V159H82ZM167 158V159H166ZM171 158V159H170ZM173 158V159H172ZM229 158V159H228ZM232 158V159H231ZM234 158V159H233ZM239 158V159H238ZM33 159V160H32ZM94 159V160H93ZM106 159V160H105ZM166 159V160H165ZM175 159V160H174ZM214 159V160H213ZM229 161H228V160ZM6 160V162H5ZM38 160V161H37ZM80 160V161H79ZM90 160V162H89ZM93 160V161H92ZM169 160V161H168ZM203 160V161H201ZM205 160V161H204ZM208 160V161H206ZM211 160V161H210ZM239 160V161H238ZM242 160V161H241ZM245 160V161H244ZM4 161V162H3ZM8 161V162H7ZM10 161V162H9ZM17 161V164H16ZM33 161V162H32ZM56 161V160H55ZM83 164L86 163H90L87 167V172L90 174H87L85 176V170L84 171H77V169L72 170V164L73 163H79L81 162ZM223 161V162H222ZM233 163H231V162ZM206 162V163H204ZM228 162V163H226ZM239 162V163H238ZM121 165H120V164ZM198 163V164H197ZM202 163V164H201ZM218 163V164H217ZM230 163V164H229ZM245 163V164H244ZM5 167H4V165ZM97 164V165H96ZM225 164V165H223ZM239 164V166H238ZM244 164V165H243ZM259 164V163H258ZM24 165V164H23ZM22 165V166H23ZM92 165V166H91ZM175 167H173V166ZM186 165V166H185ZM211 165V166H210ZM234 165V166H233ZM263 165V167H261ZM16 169H15V167ZM58 166V167H57ZM123 166V167H122ZM135 166V167H133ZM192 166V167H191ZM194 166V168H193ZM209 166V167H208ZM248 166V167H247ZM7 167V168H6ZM78 167V166H76ZM93 169H92V168ZM130 167V168H129ZM173 167V168H172ZM222 167V168H221ZM225 167V168H224ZM227 167V168H226ZM232 167V168H231ZM244 167V168H242ZM246 167V169H245ZM121 168V170H120ZM123 168V169H122ZM180 168V169H179ZM187 168V169H186ZM189 168V169H188ZM193 168V169H192ZM230 168V169H229ZM235 168V169H234ZM100 169V168H99ZM129 169H132V173L130 175L129 173ZM177 171H175V170ZM242 169V171H241ZM261 171H260V170ZM5 170V171H4ZM89 170V171H88ZM123 170V171H122ZM171 170V171H170ZM186 170V171H185ZM206 170V171H205ZM216 170H220L219 174H216L215 171ZM232 170V171H231ZM246 170V171H245ZM104 171V172H105ZM119 173H118V172ZM122 171V172H120ZM175 171V173H174ZM185 171V172H183ZM191 173H190V172ZM193 171V173H192ZM202 171V172H201ZM205 171V172H204ZM238 171V172H237ZM6 172V173H7ZM73 172V173H72ZM168 172V173H167ZM257 172V174H256ZM171 173V174H170ZM181 173V174H180ZM212 173V174H211ZM229 173V174H228ZM249 173V174H248ZM119 174V175H118ZM121 174V175H120ZM128 174V176H127ZM166 174V175H165ZM169 174V175H168ZM176 174V175H175ZM186 174V175H185ZM194 174V175H192ZM3 175V176H2ZM69 175V176H68ZM75 175V177H74ZM110 175V176H109ZM170 175H172L170 177ZM183 175V176H182ZM190 175V176H189ZM198 175V176H197ZM205 177H204V176ZM233 176L231 178V176ZM257 177H254V176ZM260 175V178L258 179ZM262 175V176H261ZM126 176V178H125ZM166 176V177H164ZM182 176V177H181ZM207 176V177H206ZM221 176V177H220ZM229 176V177H228ZM3 177V178H2ZM117 177V178H116ZM161 177V178H160ZM169 177V178H167ZM189 177V178H187ZM245 177V178H244ZM250 177V179H249ZM255 178L256 181L253 182V179L251 178ZM75 178V179H73ZM86 178V179H85ZM88 178V179H87ZM124 180H123V179ZM162 178L166 179L163 180ZM174 178V179H173ZM183 178V179H182ZM193 178V179H192ZM205 178V179H204ZM219 178V179H218ZM225 178V179H224ZM10 179V180H9ZM72 179V180H71ZM113 179V180H112ZM176 179V180H175ZM178 179V180H177ZM181 179V180H180ZM224 179V180H223ZM231 179V180H230ZM245 179V180H244ZM76 182H75V181ZM115 180V181H114ZM128 180V181H126ZM131 180V181H130ZM154 180L157 182H154ZM168 180V181H167ZM171 180V181H170ZM202 182H201V181ZM220 180V181H219ZM227 180V181H226ZM235 180V181H234ZM244 180V181H243ZM248 180V181H247ZM5 181V182H4ZM28 181L31 182V180L29 179ZM74 181V182H73ZM167 181V183H166ZM195 181V182H194ZM209 181V183H208ZM213 181V182H212ZM223 184H222V182ZM258 181V182H257ZM260 181V182H259ZM12 182V183H11ZM66 184H65V183ZM72 182V183H70ZM117 182V183H116ZM131 182V183H130ZM135 182V183H134ZM161 182V183H159ZM171 182V183H170ZM176 184H175V183ZM178 182V183H177ZM185 182L187 184H185ZM192 182V183H190ZM194 182V184H193ZM197 182V183H196ZM225 182V183H224ZM237 182V183H236ZM47 183V184H46ZM116 183V184H115ZM119 183V184H118ZM170 183V184H169ZM174 183V184H173ZM189 183V184H188ZM218 183V185H217ZM254 183V185H253ZM258 183V184H257ZM71 184V185H69ZM75 184V185H74ZM115 184V185H114ZM154 184V185H153ZM160 184V185H159ZM164 184V186H163ZM178 184V185H177ZM226 184V185H225ZM248 184V185H247ZM262 184V186H261ZM5 185V186H4ZM126 185V187H125ZM128 185V186H127ZM148 185V186H147ZM163 187H162V186ZM203 185V186H202ZM217 185V186H216ZM243 185V186H242ZM257 185H259V187H257ZM67 186V187H66ZM74 186V187H71ZM155 186V188L153 189V187ZM158 186V187H156ZM168 188H166V187ZM183 186V187H182ZM205 186V187H204ZM229 186V187H228ZM251 186V187H250ZM32 185V183H29V188L30 190H32L31 192H34V187ZM69 187V188H68ZM162 190H161V188ZM170 187V189H169ZM219 187V189H218ZM58 188V189H57ZM190 188V189H189ZM205 188V189H204ZM224 188V189H222ZM230 188V189H229ZM245 188V189H244ZM260 188V189H259ZM61 189V190H59ZM157 189V190H156ZM185 189H187V191H185ZM197 189V190H196ZM199 189V190H198ZM215 189V190H214ZM221 189V190H220ZM228 189V191H227ZM250 189V191H249ZM258 189V190H257ZM64 190V191H63ZM69 190V191H68ZM153 190V191H152ZM160 190V191H158ZM172 190V191H171ZM183 192H182V191ZM188 190L190 192H188ZM197 192H196V191ZM213 190V191H212ZM263 190V191H262ZM169 191V192H168ZM176 191V192H174ZM216 191V193H215ZM239 191V192H238ZM258 191V192H257ZM36 192V191H35ZM155 192V193H154ZM158 192V193H157ZM171 192V193H170ZM242 192V193H241ZM253 192V193H252ZM257 192V193H256ZM157 193V194H156ZM168 193V195H167ZM187 193V194H186ZM228 193V194H227ZM251 193V195H250ZM263 193V194H262ZM69 194V196H68ZM154 194V195H153ZM164 194V195H163ZM172 194V195H171ZM180 194V197L178 198V200L172 204L173 208H171L170 210H167V213L165 214V216L160 219V221H155V219L152 218V216L154 214H152V211H156L157 209L159 210V208L161 206H167L168 205V199H170L172 196H176ZM185 194V195H184ZM221 194V195H220ZM225 194V195H224ZM231 194V195H230ZM62 195V196H61ZM131 194H128V196H130ZM219 195V196H218ZM230 195V196H229ZM253 195V197H252ZM255 195V196H254ZM163 196V197H162ZM190 196V197H189ZM225 196H227V199L224 198ZM229 196V197H228ZM241 196H242V200H241ZM262 196V197H261ZM169 197V198H168ZM223 197V198H222ZM251 197V199H250ZM217 198V199H216ZM220 198V200H219ZM222 198V199H221ZM147 199V200H146ZM153 199H156L155 201ZM260 199V200H259ZM182 200V201H181ZM187 200V201H186ZM190 200V201H188ZM222 200V201H221ZM236 200V202H235ZM248 200V201H247ZM256 200V201H255ZM258 200V201H257ZM262 200V202H261ZM218 201V202H217ZM240 203H239V202ZM150 202V204H149ZM156 202V203H155ZM160 202V203H159ZM188 202V203H187ZM249 202V203H248ZM259 202V203H258ZM136 203H138V207H136L137 209L136 212H134V216H140L141 214V210L140 208H142L141 202L139 200L136 201ZM147 203V204H146ZM223 203V204H222ZM244 203V204H243ZM149 204V205H148ZM152 204V205H151ZM241 204V205H240ZM149 207H148V206ZM241 208H240V206ZM259 208H257L258 206ZM257 206V207H256ZM148 207V208H147ZM153 207V208H150ZM178 207V208H177ZM221 207V208H220ZM254 207V208H253ZM235 208V209H234ZM182 209V210H181ZM114 209L110 208V213L112 214ZM139 210V211H138ZM216 210V211H215ZM222 210V211H221ZM254 213H253V211ZM256 210V211H255ZM221 211V212H219ZM226 211V214H225ZM258 211V212H257ZM139 212V214H137ZM150 212V213H148ZM241 212V213H240ZM198 213V214H197ZM220 213V214H219ZM235 213V214H234ZM255 216H253V214ZM197 218H196V216ZM220 215V216H219ZM199 216V217H198ZM217 216V217H216ZM151 217V218H150ZM219 217V218H218ZM254 217V218H253ZM198 219L199 221L197 222L194 219ZM236 218V219H235ZM209 219V220H208ZM225 219V220H224ZM234 219V220H232ZM202 220V221H201ZM222 223H221V221ZM195 221V222H194ZM208 221L210 223H208ZM224 221V222H223ZM162 223V224H158V223ZM213 222V223H212ZM220 222V223H219ZM155 223V224H154ZM30 224V223H29ZM214 224V225H213ZM218 224V226H217ZM263 224V225H262ZM32 225V222H31ZM30 225V227H32ZM190 225V228H189ZM221 225V227H220ZM152 226V227H150ZM194 226V227H193ZM196 226V227H195ZM214 226V227H213ZM217 226V227H216ZM138 227V226H137ZM146 227V228H144ZM148 227V228H147ZM155 227V228H154ZM160 227V228H159ZM239 227V228H238ZM150 228V229H149ZM159 229L157 231V229ZM194 228V229H193ZM215 228V230L213 231V229ZM232 228V229H231ZM138 229V228H137ZM197 229V231H196ZM231 229V231H230ZM236 229V230H235ZM240 229V230H239ZM142 230V231H141ZM155 230V231H154ZM164 230V231H163ZM185 230V231H184ZM219 230V232H218ZM137 231V230H136ZM146 231V232H145ZM154 231V232H152ZM157 231V232H156ZM209 231V232H208ZM217 231V232H215ZM145 232V233H142ZM162 232V233H161ZM194 232V233H192ZM197 232V233H196ZM236 232V233H235ZM137 233V232H135ZM209 233V235H207ZM217 233V235H216ZM238 233V235H237ZM164 234V235H163ZM214 234V235H212ZM199 235V237H198ZM212 235V236H211ZM144 236V237H143ZM158 236V237H157ZM188 238L189 243L186 244V242H182V237ZM238 236V237H236ZM142 237V238H141ZM157 237V238H156ZM195 239H194V238ZM232 237V238H231ZM248 237V238H247ZM109 238V237H108ZM108 238L106 237V240H108ZM197 238V240H196ZM229 241H228V239ZM143 239V240H142ZM160 239V240H158ZM239 239V240H238ZM252 239V240H251ZM149 243L146 244V241ZM168 240V241H167ZM202 240V239H201ZM232 240V241H231ZM195 241V243H194ZM217 241V242H216ZM167 242V243H166ZM202 241H200L201 243ZM229 242V243H228ZM248 242V243H247ZM257 242V243H256ZM145 243V244H144ZM151 243V244H150ZM181 243H183V246L181 245ZM233 243V244H232ZM244 243L245 244L244 246ZM216 244V245H215ZM146 245L149 247L146 248ZM260 245V246H259ZM152 246H156L159 247V254L157 256H155V253H153L152 251H150V248ZM213 246V247H212ZM228 246V247H227ZM129 247V246H128ZM125 246V248L123 247V249L121 251L124 252L123 256L120 254H117V256L115 257L116 259L119 258L120 262H125V259L130 257V253H132V250L130 249V247L128 248ZM186 247V250H185ZM188 247V248H187ZM251 247V248H250ZM254 247V248H252ZM257 247V248H256ZM143 248V249H142ZM176 248L180 249V255H176L174 252L176 250ZM204 248V247H203ZM219 248V247H218ZM231 248V249H229ZM246 248V249H245ZM128 249V250H127ZM229 249V251L227 250ZM127 250V251H126ZM130 250V251H129ZM216 252H215V251ZM249 250V251H247ZM126 251V252H125ZM189 251V252H188ZM258 251V252H257ZM165 253L164 255L162 253ZM103 252H101L102 254ZM129 253V254H127ZM127 254V255H126ZM187 254V255H185ZM103 255V254H102ZM125 255V256H124ZM185 255V256H184ZM241 255L243 257H241ZM251 255V256H250ZM258 257H257V256ZM263 255V256H262ZM27 256V257H26ZM30 255L28 254H21L20 256H14V260H12V264H28L29 260L28 257ZM122 256V258L120 257ZM144 256V255H143ZM250 256V257H248ZM25 259H24V258ZM145 257V256H144ZM146 257H149L146 256ZM176 257V258H175ZM185 257V258H184ZM125 258V259H124ZM189 258V259H187ZM213 257L211 256V259ZM257 258V259H256ZM16 259V260H15ZM20 259V260H18ZM22 259V260H21ZM124 259V260H123ZM146 259V258H145ZM187 259V260H186ZM241 259V260H240ZM260 259V260H259ZM213 260V259H212ZM22 261V262H21ZM25 261V262H24ZM28 261V262H27ZM176 261V262H175ZM186 261V262H185ZM188 261V262H187ZM244 261V262H243ZM261 261V262H260ZM21 262V263H20ZM212 262V261H211ZM210 261L207 262L211 263ZM201 263H205V262H201ZM91 264H97L96 262H91Z\"/></svg>",
  "mask_w": 264,
  "mask_h": 264
},
{
  "label": "bare ground",
  "instance_id": "6f19581e",
  "mask_svg": "<svg viewBox=\"0 0 264 264\" xmlns=\"http://www.w3.org/2000/svg\"><path fill=\"white\" fill-rule=\"evenodd\" d=\"M3 2H6V1H8V0H2ZM52 1V0H51ZM57 1V0H56ZM81 1V0H80ZM91 1H93V0H91ZM132 1V0H131ZM141 1V0H140ZM158 1V0H157ZM172 1V0H171ZM186 0H174V2H173V4H174V9H176L177 10V17H176V21H172L173 22V24H175V23H178V22H182V21H180L179 20V15L181 14V15H193V14H197L199 17H201L202 19H201V21L202 20H204L205 18L206 19H209L210 17H212V14L214 13V5H215V3H214V5H213V3H206V0H205V3H204V0H203V2H202V5H201V7H200V9H185V6H184V8H183V5L182 4H184V2H185ZM248 1V0H247ZM253 1V0H252ZM9 2V1H8ZM7 2V3H8ZM43 2V1H42ZM115 2V1H114ZM117 2V1H116ZM127 2V1H126ZM136 2H137V0H136ZM196 2H199L200 3V1H197L196 0ZM234 2V1H233ZM238 2V1H237ZM249 2V1H248ZM7 3H5V4H7ZM11 3V2H10ZM15 3V2H14ZM49 3V2H48ZM60 3H63V2H60ZM81 3V2H80ZM102 3V2H101ZM118 3V2H117ZM124 3V2H123ZM140 3V2H139ZM159 3V2H158ZM171 3V2H170ZM235 3V2H234ZM252 3V2H251ZM12 4H13V2H12ZM64 4V3H63ZM79 4V3H78ZM84 4V3H83ZM94 4V3H93ZM129 4V3H128ZM191 4V3H190ZM242 4V3H241ZM241 4H239V6L241 5ZM245 4H246V2H245ZM8 5V4H7ZM11 5V4H10ZM44 5V4H43ZM53 5V4H52ZM86 5V4H85ZM92 5V4H91ZM107 5H109V4H107ZM106 5V6H107ZM126 5V4H125ZM124 4L122 5V6H120V7H122L123 8V6H125ZM129 5H131V4H129ZM134 5V4H133ZM138 5V4H137ZM180 5H182L181 7H180ZM211 5H213V7H211ZM1 6V5H0ZM14 6H15V4H14ZM63 6V5H62ZM96 6V5H95ZM104 6V5H103ZM134 6H136V5H134ZM145 6V5H144ZM186 6H187V4H186ZM224 6V5H223ZM229 6V5H228ZM232 6V5H231ZM234 6V5H233ZM259 6V5H258ZM262 6V5H261ZM8 7V6H7ZM43 7V6H42ZM65 7V10L64 11H62L61 9L60 10H58L57 11V14L56 15H52L51 16V19L52 18H55V20L57 21V22H61L62 23V25L63 24H65V27L67 28H70L69 26V24H68V26H67V24L66 23H68L69 22V20H68V18H71V17H74L75 19H78V20H80L81 18H82V13L81 12H83V10L82 9H80V10H76L75 9V5H73V4H68L67 5V9H68V7H70L69 8V10H66V6H64ZM79 8H80V6H78ZM99 7V6H98ZM110 7V6H109ZM138 7V6H137ZM140 7V6H139ZM177 7V8H176ZM194 7H195V5H194ZM230 7V6H229ZM249 7V6H248ZM19 8V7H18ZM50 8V7H49ZM61 8V7H60ZM78 8V9H79ZM81 8H83V7H81ZM91 8H92V6H91ZM103 8V7H102ZM108 8V7H107ZM130 8H132V7H130ZM129 8V9H130ZM141 8V7H140ZM139 8V9H140ZM251 8V7H250ZM257 8V7H256ZM264 8V7H263ZM11 9V8H10ZM27 9V8H26ZM44 9V8H43ZM47 9V8H46ZM59 9V8H58ZM64 9V8H63ZM84 9V8H83ZM94 9V8H93ZM98 9V8H97ZM109 9V8H108ZM125 9V8H124ZM128 9V10H129ZM153 9V8H152ZM228 9V8H227ZM249 9V8H248ZM5 10H6V8H5ZM7 10H9V9H7ZM6 10V11H7ZM45 10V9H44ZM90 10V9H89ZM137 10V9H136ZM243 10V9H242ZM12 11V10H11ZM47 11V10H46ZM45 11V12H46ZM84 11H85V9H84ZM93 11V10H92ZM91 11V12H92ZM97 11V10H96ZM130 11V10H129ZM131 11H133V9L131 10ZM146 11V10H145ZM144 11V12H145ZM228 11V10H227ZM236 11V10H235ZM234 11V12H235ZM249 11V10H248ZM18 12V11H17ZM162 12V11H161ZM15 13V12H14ZM90 13V12H89ZM88 13V14H89ZM121 13H123V12H121ZM126 13V12H125ZM130 13H132V12H130ZM134 13H135V10H134ZM133 13V14H134ZM138 13V12H137ZM225 13H226V11H225ZM228 13V12H227ZM231 13V12H230ZM238 13V12H237ZM260 13V12H259ZM0 14H2V13H0ZM12 14V13H11ZM19 14V13H18ZM17 14V15H18ZM25 14H26V17H28V16H33L32 14H33V11H29V10H27V11H25ZM44 14V13H43ZM94 14V13H93ZM142 14V13H141ZM147 14V19H149V24H148V28H149V30H148V32H146L147 34H150V36H152V38L150 37V39H145V41H146V44L141 48L142 50H143V52H146V51H155V50H157V48H158V42H159V39L160 38H162L163 36H166L168 33H169V31H173L172 29H170L169 31H166L165 32V30L166 29H164V28H166V27H168L169 26V24H168V18H169V16H168V14H166V19H161V20H159V19H156L151 13H149V12H147V13H145V15ZM154 14V13H153ZM172 14V13H171ZM233 14V13H232ZM231 14V15H232ZM257 14V13H256ZM16 15V14H15ZM51 15V14H50ZM98 15V14H97ZM225 15V14H224ZM230 14H228V16H229ZM253 14H251V12H247L246 13V15L245 16H243V15H241V17H240V19H239V21L238 22H236V24L239 26V34H238V36H236L235 38L233 37V36H230L231 34L229 33V36H228V38L229 39H227V40H230V42H231V44L235 47H237L240 51H244V53H246V52H248L249 53V51H252L253 52V55L252 56H254V54H255V57H256V59H257V64H256V67L254 66V68H253V72H250V70H251V68H250V70L249 69H247L246 68V66L247 65H243L242 66V63H241V66H242V68H240L239 69V67H241V66H239L238 64H239V60L241 59H233V63H236V65L235 66H233V67H229L230 68V76L229 77H227V76H225V77H227V78H224L223 79V84L224 85H222L223 86V88H221V90H220V93L221 94H219V96H220V98L222 99V100H225V99H227V98H231L230 99V102H229V100H228V103H229V105H230V108L232 109V111L234 112L233 114H232V116H228L227 114H225L224 112V114L222 115V114H220V112L221 111H219V113L217 112V113H215V111H218V109H217V107L219 106H217L216 107V105H215V102H217V100L215 99V97L213 96V95H215V94H213L214 92H215V90H219V87H220V82H219V80H215L214 78H210V80H209V82H207V84H206V86L204 87L202 84H201V79L203 78L202 76H203V73L200 71L201 69H202V65H199V64H203V62L202 63H200V62H198V66H197V81H196V85H194V87H195V89H194V91H192V92H190L189 94H191L190 96H189V98L186 100L187 102V104H188V107H186V106H184V107H186V108H188V110L186 111V112H183V113H180V115L182 114V119L180 120V131H181V134H182V136L184 137L185 136V138L187 137V136H190V137H188V142H186L190 147H194L195 149H201L200 148V146H202V148H205V146H208V145H210V144H213L214 143V139H215V135H216V132H217V128L219 127V125L221 124V127L219 128V131H220V134H221V139L223 138V140L221 141V142H224V138H225V136H226V131H228L230 128V126H229V123L228 122H230L229 120L231 119H233V118H235V117H237V116H240V118H242L243 120H245V119H247V114H249L250 113V111H260V112H263L264 111V103H262L263 101H264V98H263V100L261 99L263 96H264V72H263V67H264V25H262V26H259L258 28L256 27V26H252L251 27V23L253 22V16H252ZM46 16V15H45ZM132 16V15H131ZM131 16H130V18H131ZM134 16H136V15H134ZM138 16V15H137ZM136 16V17H137ZM141 16V15H140ZM157 16V15H156ZM160 16V15H159ZM165 16V15H164ZM256 16V15H255ZM260 16V15H259ZM262 16V15H261ZM49 17V16H48ZM90 17H91V15H90ZM94 17V16H93ZM133 17V16H132ZM143 17V16H142ZM141 17V18H142ZM162 17V16H161ZM236 17V16H235ZM10 18H11V16H10ZM29 18V17H28ZM88 18V17H87ZM222 18V17H221ZM230 18V17H229ZM233 18V17H232ZM231 18V19H232ZM256 18H258V17H256ZM3 19H5V17L3 18ZM27 19V18H26ZM47 19V18H46ZM85 19V18H84ZM98 19V18H97ZM128 19V18H127ZM135 19V18H134ZM145 19V18H144ZM226 19V18H225ZM230 19V20H231ZM238 19V18H237ZM261 19V18H260ZM2 20V19H1ZM6 20V19H5ZM11 20V19H10ZM92 20V19H91ZM95 20V19H94ZM107 20H108V18H107ZM136 20V19H135ZM143 20V19H142ZM159 20V21H158ZM194 20V19H193ZM236 20V19H235ZM44 21H45V19H44ZM72 21H73V19H72ZM111 21V20H110ZM123 21V20H122ZM131 21H134V20H131ZM225 21V20H224ZM7 22H8V19H7ZM9 22H12V20L11 21H9ZM9 22H8V24H9ZM46 22V21H45ZM44 22V23H45ZM81 22V21H80ZM84 22V21H83ZM92 22V21H91ZM95 22H96V20H95ZM130 21H128V23H129ZM135 22V21H134ZM141 22V21H140ZM139 22V23H140ZM144 22V21H143ZM194 22V21H193ZM219 23H220V20L218 21ZM222 22V21H221ZM47 23H49V22H47ZM70 23V22H69ZM88 23H90V22H88ZM94 23V22H93ZM131 23V22H130ZM133 23V22H132ZM139 23H136V26H137V24H139ZM195 23H197V22H195ZM201 23V22H200ZM233 23H234V21H233ZM76 24V23H75ZM78 24V23H77ZM86 24V23H85ZM114 24L115 25H120V23H119V21H115L114 22ZM184 24V23H183ZM177 25V29L175 28V27H172L173 29L175 28V31H174V34H173V36H175V34L176 35H180V34H182V32L183 31H188L189 32V30L190 31H192V27L190 26V21H188V22H185V25ZM260 24V23H259ZM261 24H263V23H261ZM4 25V24H3ZM20 26V29L22 30V32H23V30L25 29H27V27H28V25H23V22L22 23H20L19 24ZM46 25H48V24H46ZM71 25H73V24H71ZM100 25H101V23H100ZM122 25H124V24H122ZM128 25V24H127ZM135 25V24H134ZM139 25H143L142 23L141 24H139ZM224 25V24H223ZM227 25V24H226ZM231 25V24H230ZM229 25V26H230ZM255 25V24H254ZM8 26V25H7ZM6 26V27H7ZM16 26V25H15ZM14 26V27H15ZM35 26V25H34ZM44 26V25H43ZM60 26V25H59ZM76 26H79V24L78 25H76ZM75 26V27H76ZM85 26V25H84ZM97 26V25H96ZM108 26V25H107ZM106 26V27H107ZM112 26V25H111ZM140 26V27H141ZM202 26V25H201ZM209 26V25H208ZM222 26V25H221ZM258 26V25H257ZM47 27H49V26H47ZM121 27V34H120V38H128V37H130V36H134L133 35V33L131 32V30L129 29V27L127 28V27H122V26H120ZM133 27V26H132ZM139 27V28H140ZM200 27V26H199ZM211 27H213V26H211ZM9 28V27H8ZM11 28V27H10ZM89 28V27H88ZM91 28V27H90ZM89 28V29H90ZM109 28V27H108ZM136 28V27H135ZM137 28H138V26H137ZM7 29V28H6ZM47 29H49V28H47ZM78 29V28H77ZM92 29V28H91ZM112 29V28H111ZM168 29V28H167ZM210 29V28H209ZM212 29V28H211ZM217 29H219V28H217ZM236 29V28H235ZM4 30V29H3ZM16 30V29H15ZM34 30V29H33ZM40 30H41V28H40ZM98 30V29H97ZM134 30V29H133ZM142 30H143V28H142ZM194 30V29H193ZM258 31V34H259V37H258V39H257V41L256 42H253V40L251 41V40H249V39H251V38H249L250 36H249V33L250 32H252V31ZM47 31V30H46ZM94 31V30H93ZM102 31V30H101ZM108 31V30H107ZM117 31V30H116ZM138 31V30H137ZM137 31H135V32H137ZM144 31V30H143ZM210 31V30H209ZM208 31V32H209ZM229 31V30H228ZM2 32V31H1ZM18 32V31H17ZM41 32H42V30H41ZM44 32H45V30H44ZM76 32H78L77 30H76ZM99 32V31H98ZM98 32H96V34L98 33ZM111 32V31H110ZM109 32V33H110ZM145 32V31H144ZM168 32V33H167ZM214 32V31H213ZM46 33V32H45ZM50 33H53L54 35H55V37L56 38H61L60 40H62V37L63 36H61V34L58 32V29L56 28V27H52V32H50ZM70 33V34H69ZM87 32H86V30H83V32H78V33H71L69 30H67V31H65V34H66V36H67V38L68 39H70L69 41H73V42H75V40L76 39H81V38H79V37H81V34L82 35H85ZM102 33V32H101ZM115 33V32H114ZM138 33H139V31H138ZM140 33H143V32H140ZM171 33V32H170ZM200 33V32H199ZM217 33H219V31H217ZM226 33V32H225ZM255 33V32H254ZM253 33V34H254ZM257 33V32H256ZM17 34V33H16ZM25 35L22 37V40H27L26 39V36L28 35L27 33H24ZM39 34V33H38ZM48 34V33H47ZM65 34H62V35H65ZM116 34V33H115ZM114 34V35H115ZM119 34V33H118ZM135 34V33H134ZM185 34V33H184ZM189 34V33H188ZM187 34V35H188ZM195 34V33H194ZM194 34H191V36H189L188 38H190V37H193L192 35H194ZM210 34V33H209ZM221 34V33H220ZM2 35H4L3 33H2ZM9 35V34H8ZM8 35H6V37L8 36ZM10 35H11V33H10ZM19 35V34H18ZM42 35H45V34H42ZM108 35V34H107ZM140 35V34H139ZM138 35V36H139ZM213 35V34H212ZM217 35V34H216ZM228 35V34H227ZM226 35V36H227ZM255 35V34H254ZM14 36V35H13ZM17 36V35H16ZM34 36V35H33ZM36 36H38V35H36ZM47 36V35H46ZM91 36V35H90ZM136 36V35H135ZM143 36H144V33H143ZM168 36V35H167ZM195 36V35H194ZM197 36V35H196ZM201 36V35H200ZM208 36V35H207ZM220 35H218V37H219ZM225 36V37H226ZM256 36V35H255ZM1 37V36H0ZM3 37H5V35L4 36H2V38ZM15 37V36H14ZM39 37V36H38ZM87 37V36H86ZM98 37H100V35L98 36ZM141 37V36H140ZM169 37V36H168ZM181 37V36H180ZM221 37V36H220ZM223 37V36H222ZM221 37V38H222ZM257 37V36H256ZM1 38V39H2ZM8 38V37H7ZM66 38V39H67ZM102 38H103V36H102ZM119 38V37H118ZM139 38V37H138ZM149 38V37H148ZM165 38V37H164ZM163 38V39H164ZM167 38V37H166ZM171 38H172V36H171ZM174 38V37H173ZM175 38H176V36H175ZM188 38L186 37V36H184V37H182L181 39H179L178 41H177V43L175 44V49L177 50V53L179 54L177 57H176V59H175V61H176V63L178 62V64L180 65L181 63H182V57L181 56H183L182 54L183 53H185V52H188V53H190V55H191V52H194L195 51V48H194V50L192 49L193 47L191 46V45H193V43L195 42V44H194V47H196V45L197 46H199V45H201L202 46V44H208V41H207V38H206V36H204V37H201V38H199L198 37V39H193V40H188ZM211 38V37H210ZM214 38V37H213ZM224 38V37H223ZM3 39H6V38H3ZM14 39V38H13ZM87 39V38H86ZM96 39V38H95ZM94 39V40H95ZM110 39V38H109ZM113 39V38H112ZM115 39V38H114ZM131 39V38H130ZM129 39V40H130ZM137 39V38H136ZM140 39V38H139ZM220 39V38H219ZM254 39V38H253ZM55 40V39H54ZM59 40V41H60ZM63 40H65V39H63ZM85 40V39H84ZM88 40V39H87ZM98 40H100V39H98ZM108 40V39H107ZM138 40V39H137ZM166 40V39H165ZM165 40H164V42L163 43H165ZM168 40V39H167ZM209 40V39H208ZM226 40V39H225ZM6 41V40H5ZM15 41V40H14ZM21 41V40H20ZM30 41V40H29ZM38 41V44H39V40H37ZM50 41V40H49ZM109 41V40H108ZM118 41V40H117ZM133 41H134V38H133ZM133 41H131V42H133ZM140 41V40H139ZM142 41V40H141ZM168 41H170V40H168ZM217 41H221V40H217ZM1 42V41H0ZM19 42V41H18ZM47 42V41H46ZM52 42H54V41H52ZM80 42V41H79ZM112 42V41H111ZM130 42V41H129ZM135 42V41H134ZM167 42V41H166ZM212 42V41H211ZM228 42V41H227ZM6 43V42H5ZM27 43V42H26ZM42 43V42H41ZM60 43V42H59ZM118 43V42H117ZM123 43H125V42H123ZM136 43V42H135ZM138 43V42H137ZM162 43V42H161ZM175 43V42H174ZM223 43V42H222ZM22 44V43H21ZM37 44V45H38ZM49 44V43H48ZM64 44V43H63ZM62 44V45H63ZM71 44V43H70ZM78 44V43H77ZM83 44V43H82ZM85 44V43H84ZM88 44V43H87ZM109 44V43H108ZM126 44V43H125ZM142 44V43H141ZM218 44H219V42H218ZM225 44H227V43H225ZM1 45V44H0ZM4 45V44H3ZM23 45V44H22ZM44 45V44H43ZM46 45V44H45ZM54 45V44H53ZM101 45V44H100ZM121 45V44H120ZM122 45H124V44H122ZM121 45V46H122ZM131 45H133V44H131ZM137 45V44H136ZM139 45V44H138ZM167 45H169V44H167ZM210 45V44H209ZM224 45V44H223ZM34 46H35V43H34ZM41 46V45H40ZM39 46V47H40ZM49 46H50V44H49ZM66 46V45H65ZM68 46H71V45H69V43H68ZM87 46V45H86ZM91 46V45H90ZM89 46V47H90ZM108 45H106V47H107ZM118 45H116V47H117ZM170 46V45H169ZM169 46H168V48H169ZM172 46V45H171ZM207 46V45H206ZM206 46H204V47H206ZM221 46V45H220ZM219 46V47H220ZM227 46H230V45H227ZM9 47V46H8ZM29 47V46H28ZM44 47V46H43ZM48 47V46H47ZM58 47V46H57ZM80 47V46H79ZM98 47V46H97ZM131 47V46H130ZM135 47V46H134ZM160 47V46H159ZM162 47V46H161ZM191 48V50H190V48ZM3 48V47H2ZM5 48V47H4ZM23 48V47H22ZM21 48V49H22ZM37 48V47H36ZM46 48V47H45ZM54 48V47H53ZM78 48V46H75V47H72L71 46V48L69 49V52L71 51V50H75V51H81V50H79V49H77ZM84 48V47H83ZM91 48V47H90ZM95 48V47H94ZM136 48H137V46H136ZM197 48V47H196ZM201 48V47H200ZM207 48V47H206ZM210 48L212 49L211 50V52H212V60H213V63H217L218 62V60H220V55L219 54H221V53H217V43H213V44H211V46H210ZM225 48V47H224ZM7 49H9V48H7ZM19 49V48H18ZM39 49V48H38ZM64 49V48H63ZM82 49V48H81ZM98 49V48H97ZM100 49V48H99ZM113 49V48H112ZM128 49V48H127ZM208 49V48H207ZM3 50V49H2ZM13 50V49H12ZM31 50V49H30ZM33 50V49H32ZM40 50V49H39ZM44 50L45 49H43V52H44ZM83 50V49H82ZM129 51H130V49H128ZM140 50V49H139ZM163 50V49H162ZM222 50V49H221ZM22 51V50H21ZM21 51H19V52H21ZM29 51V50H28ZM28 51H26V52H28ZM37 51V50H36ZM50 51H52V50H50ZM49 51V52H50ZM64 51V50H63ZM106 51V50H105ZM111 51V50H110ZM113 51V50H112ZM115 51H117L116 49H115ZM121 51V50H120ZM129 51H128V53H129ZM158 51V50H157ZM202 51V50H201ZM205 51V50H204ZM207 51V50H206ZM0 52H1V50H0ZM14 52V51H13ZM18 52V51H17ZM32 52H34V51H32ZM38 52V51H37ZM46 52V51H45ZM84 52V51H83ZM83 52H82V54H83ZM86 52V51H85ZM91 52H92V50H91ZM136 52V51H135ZM159 52H160V50H159ZM166 52V51H165ZM165 52H164V55H165ZM198 52H200V51H198ZM203 52V51H202ZM227 52V51H226ZM30 53V52H29ZM36 53V52H35ZM53 53V52H52ZM65 53V52H64ZM80 53V52H79ZM116 53V52H115ZM123 52L121 51V53L120 54H122ZM134 53V52H133ZM147 53V52H146ZM162 53V52H161ZM169 53V52H168ZM196 53V52H195ZM204 53V52H203ZM206 54H207V52H205ZM209 53V52H208ZM225 53V52H224ZM251 53V52H250ZM10 54H11V52H10ZM69 54V53H68ZM75 54V53H74ZM100 54V53H99ZM114 54V53H113ZM117 54H119V53H117ZM141 54V53H140ZM153 54H154V52H153ZM181 54V55H180ZM229 54V53H228ZM252 54V53H251ZM14 54H12V56H13ZM36 55V54H35ZM35 55H34V59H35ZM38 55V54H37ZM41 55V54H40ZM44 55H47V54H44ZM62 56H63V53L61 54ZM67 55V54H66ZM84 55V54H83ZM105 55H107L106 53H105ZM112 55V54H111ZM146 55V54H145ZM157 55H158V53H157ZM168 55V54H167ZM189 55V56H190ZM196 55V54H195ZM200 55V54H199ZM237 55V54H236ZM244 55V54H243ZM243 55H241V56H243ZM6 56V55H5ZM19 56V55H18ZM43 56V55H42ZM41 56V57H42ZM61 56V57H62ZM87 56V55H86ZM115 56H116V54H115ZM123 56V55H122ZM126 56V55H125ZM132 56H133V54H132ZM135 56H136V54H135ZM135 56H133V57H131V61H134V59H135ZM152 56V55H151ZM204 56V55H203ZM233 56V55H232ZM231 56V57H232ZM246 56H248V55H246ZM251 56V55H250ZM252 56H251V58H252ZM2 57H3V51L1 52V54H0V60H3L2 59ZM7 57V56H6ZM15 57V56H14ZM129 57H130V55H129ZM137 57V56H136ZM158 57H159V55H158ZM157 57V58H158ZM174 57V56H173ZM184 57H186V56H184ZM183 57V58H184ZM202 57V56H201ZM225 57V56H224ZM234 57V56H233ZM237 57V56H236ZM244 57V56H243ZM8 58V57H7ZM12 58V57H11ZM11 58H9V59H11ZM28 58V57H27ZM29 58H30V56H29ZM33 58V57H32ZM50 58V57H49ZM52 58V57H51ZM54 58V57H53ZM68 58V57H67ZM92 58H94V57H92ZM100 58V57H99ZM99 58L97 57V59L99 60ZM113 58H115V57H113ZM119 58V57H118ZM161 58H162V56H161ZM160 58V59H161ZM228 58H229V56H228ZM239 58V57H238ZM37 59H38V57H37ZM36 59V61H38ZM55 59V58H54ZM101 59V58H100ZM188 59V58H187ZM194 59V55L192 54L191 55V60H193ZM12 60H14V58L12 59ZM29 60V59H28ZM39 60H41L40 58H39ZM48 60V59H47ZM96 60V59H95ZM116 60V59H115ZM145 60V59H144ZM146 60H148V59H146ZM194 60H196V57H195V59ZM205 60V59H204ZM211 60V59H210ZM250 60V59H249ZM249 60H248V62H249ZM62 61V60H61ZM92 61V60H91ZM90 61V62H91ZM125 61V60H124ZM150 61V60H149ZM153 61H154V59H153ZM164 61V60H163ZM173 61V60H172ZM201 61H203V58H202V60ZM206 61V60H205ZM208 61V60H207ZM223 61V60H222ZM226 61V60H225ZM8 62H9V60H8ZM12 62V61H11ZM48 62H50V60L48 61ZM53 62V61H52ZM55 62V61H54ZM105 62V61H104ZM119 62V61H118ZM140 62H142V61H140ZM150 62H152V61H150ZM157 62V61H156ZM195 62V61H194ZM246 62V61H245ZM248 62H246V63H248ZM13 64H14V61L12 62ZM25 63V62H24ZM34 63V62H33ZM89 63V62H88ZM92 63H94V61L92 62ZM103 63V62H102ZM124 63H126V62H124ZM133 63V62H132ZM139 63V62H138ZM144 63V62H143ZM142 63V64H143ZM146 63V62H145ZM144 63V64H145ZM155 63V62H154ZM171 63V62H170ZM186 63H190L191 64V66L193 67V61H191V62H188L187 60H186ZM186 63H183V64H186ZM219 63V62H218ZM65 64V63H64ZM101 64V63H100ZM104 64V63H103ZM114 63H112V65H113ZM148 64V63H147ZM152 64V63H151ZM166 64V63H165ZM195 64V63H194ZM210 64V63H209ZM245 64V63H244ZM251 64V63H250ZM45 65V64H44ZM50 65V64H49ZM48 65V66H49ZM97 65V64H96ZM95 65V66H96ZM99 65V64H98ZM97 65V66H98ZM161 65V64H160ZM175 65V64H174ZM189 65V64H188ZM196 65H197V62H196ZM215 65V64H214ZM217 65H219V64H217ZM221 65H222V63H221ZM224 65V64H223ZM230 65V64H229ZM6 66H8V65H6ZM11 66V65H10ZM63 66V65H62ZM92 66V65H91ZM108 66V65H107ZM118 66V65H117ZM124 66V65H123ZM148 66V65H147ZM151 66V65H150ZM149 66V67H150ZM155 66H157V65H155ZM182 66V65H181ZM204 66V65H203ZM206 66V65H205ZM212 65H210L209 67H211ZM248 66H249V64H248ZM250 66H252V65H250ZM1 67V66H0ZM16 67V66H15ZM24 67V66H23ZM55 67V66H54ZM60 67V66H59ZM86 67V66H85ZM115 67V66H114ZM133 67V66H132ZM137 67V66H136ZM144 67H146L145 65H144ZM190 67V66H189ZM219 67V66H218ZM262 67V68H261ZM8 68V67H7ZM6 68V69H7ZM35 68V67H34ZM49 68V67H48ZM108 68V67H107ZM106 68V69H107ZM138 68V67H137ZM151 68V67H150ZM153 68V67H152ZM167 68V67H166ZM178 68H180V67H178ZM187 68V67H186ZM191 68V67H190ZM214 68V67H213ZM225 68V67H224ZM4 69V68H3ZM3 69H1L2 71H3ZM13 69V68H12ZM52 69V68H51ZM87 69H89V67L87 68ZM91 69V68H90ZM94 69V68H93ZM96 69V68H95ZM100 69V68H99ZM109 69V68H108ZM107 69V70H108ZM117 69V68H116ZM143 70H144V68H142ZM141 69V70H142ZM159 69V68H158ZM163 69V68H162ZM175 69V68H174ZM182 69V68H181ZM228 69V68H227ZM9 71H10V69H8ZM17 70V69H16ZM22 70V69H21ZM24 70V69H23ZM22 70V71H23ZM86 70V69H85ZM113 70V69H112ZM148 70V69H147ZM152 70V69H151ZM154 70H155V68H154ZM159 70H161V67H160V69ZM159 70H157V68H156V71H158V72H160ZM176 70V69H175ZM189 70V69H188ZM220 70V69H219ZM25 71V70H24ZM30 71V70H29ZM33 71V70H32ZM43 71V70H42ZM51 71V70H50ZM79 71V70H78ZM84 71V70H83ZM98 71V70H97ZM100 71V70H99ZM114 71V70H113ZM126 71H127V69H126ZM140 71V70H139ZM139 71H137V73L136 74H134V78H135V80H134V82L136 81V82H138L139 84H142V83H145L146 82V78L148 79V73H142V72H139ZM172 71V70H171ZM180 71V70H179ZM185 71H187V70H185ZM202 71H204V67H203V70ZM5 72V71H4ZM3 72V73H4ZM44 72V71H43ZM53 72V71H52ZM55 72V71H54ZM118 72V71H117ZM147 72V71H146ZM162 72V71H161ZM182 72H184V71H182ZM188 72V71H187ZM193 72V71H192ZM221 72V71H220ZM226 72V71H225ZM50 73V72H49ZM65 73V72H64ZM76 73H77V71H76ZM97 73H100V72H97ZM105 73H107V71L105 72ZM104 73V74H105ZM125 73V72H124ZM173 73V72H172ZM174 73H176V72H174ZM195 73V72H194ZM215 73V72H214ZM7 74V73H6ZM10 74V73H9ZM19 74V73H18ZM42 74V73H41ZM52 74H54V73H52ZM119 74V73H118ZM121 74V73H120ZM158 74V73H157ZM161 74V73H160ZM165 74V73H164ZM184 74V73H183ZM207 76H212V72H211V69H208L207 71H206V73H205ZM222 74V73H221ZM235 74H237V75H235ZM3 75V74H2ZM19 75H21V72H20V74ZM51 75V74H50ZM58 75V74H57ZM77 75V74H76ZM98 75V74H97ZM103 75V74H102ZM106 75V74H105ZM111 75V74H110ZM179 75V74H178ZM205 75V76H206ZM5 76V75H4ZM12 76V75H11ZM11 76H9V77H11ZM29 76V75H28ZM30 76H31V74H30ZM44 76V75H43ZM80 76V75H79ZM92 76V75H91ZM113 76V75H112ZM117 76V75H116ZM165 76H166V74H165ZM187 76V75H186ZM204 76V77H205ZM7 77V76H6ZM87 77V76H86ZM90 77V76H89ZM150 77V76H149ZM156 77V76H155ZM159 77V76H158ZM184 77V76H183ZM188 77V76H187ZM191 77V76H190ZM192 77H194V76H192ZM5 78V77H4ZM32 78V77H31ZM41 78V77H40ZM48 78V77H47ZM58 78V77H57ZM103 78V77H102ZM112 78H114V77H111V81H112ZM166 78V77H165ZM176 78H177V76H176ZM175 78V79H176ZM208 78V77H207ZM207 78H206V81H207ZM219 78H220V75H219ZM253 78V79H252ZM2 79H3V77H2ZM6 79V78H5ZM15 79H17V78H15ZM20 79V78H19ZM89 79V78H88ZM105 79V78H104ZM110 79V78H109ZM108 79V80H109ZM119 79H120V77H119ZM150 79V78H149ZM148 79V80H149ZM152 79V78H151ZM160 79H162V78H160ZM164 79V78H163ZM178 79H181V78H179L178 77ZM186 79V78H185ZM188 79V78H187ZM191 79H193V78H191ZM252 79V80H251ZM260 79V80H259ZM1 80V79H0ZM7 80V79H6ZM6 80H4V81H6ZM9 80V79H8ZM77 80V79H76ZM99 80V79H98ZM147 80V81H148ZM166 80H168V79H166ZM182 80V79H181ZM181 80H180V82H181ZM196 80V79H195ZM16 81V80H15ZM48 81V80H47ZM54 81V80H53ZM57 81V80H56ZM79 81V80H78ZM90 81V80H89ZM110 81V82H111ZM114 81V80H113ZM117 81V80H116ZM115 81V82H116ZM119 81V80H118ZM122 81V80H121ZM150 81V80H149ZM175 81V80H174ZM178 81V80H177ZM190 81V80H189ZM18 82V81H17ZM83 82V81H82ZM99 82V81H98ZM108 82V81H107ZM109 82V83H110ZM131 82V81H130ZM159 82H160V80H159ZM161 82H163V81H161ZM179 82V81H178ZM192 82V81H191ZM50 83V82H49ZM53 83V82H52ZM66 83V85L70 88L71 86V82H65ZM84 83V82H83ZM88 83V82H87ZM96 83V82H95ZM118 83V82H117ZM153 83V82H152ZM173 83V82H172ZM205 83V82H204ZM2 84V83H1ZM78 84V83H77ZM81 84V83H80ZM85 84V83H84ZM99 84H101V83H99ZM124 84V83H123ZM147 85L145 86V89H144V87H142V91H143V93L144 92H146L147 90H148V87H150V83L148 84V83H146ZM157 84H159V83H157ZM156 84V85H157ZM161 85H162V83H160ZM175 84H176V82H175ZM6 85V84H5ZM16 85V84H15ZM30 85V84H29ZM48 85V84H47ZM54 85V84H53ZM89 85V84H88ZM97 85H98V83H97ZM132 85V84H131ZM137 85V84H136ZM152 85V84H151ZM205 85V84H204ZM18 86V85H17ZM38 86H40V85H38ZM49 86H51V85H49ZM56 86V85H55ZM93 86V85H92ZM130 86V85H129ZM134 86H135V84H134ZM138 86V85H137ZM137 86H135V87H137ZM141 86V85H140ZM153 86V85H152ZM151 86V87H152ZM163 86V85H162ZM178 86V85H177ZM176 86V87H177ZM180 86V85H179ZM221 86V87H222ZM13 87V86H12ZM74 87H76V86H74ZM84 87V86H83ZM86 87V86H85ZM99 87V86H98ZM131 87V86H130ZM155 87V86H154ZM160 87V86H159ZM165 87V86H164ZM164 87H163V89H164ZM172 87V86H171ZM180 87H182V86H180ZM178 88L177 87V89H174L173 87L172 88H168V89H165V90H161V95L163 96V101H164V103L162 104V110H163V115H162V125H161V128L159 129V131H158V134H157V138H156V145H155V147L151 150V153H150V155H149V157H150V159L153 161V168H152V170H149V168H146L145 167V165H144V161H145V157L146 156H143V154H139L138 153V150L140 149V148H142V149H144V147L143 146H145V141H144V137L143 138H139V139H130L128 142H127V144L125 143V146H127V152H128V155L127 156H125L123 153V155H122V162L123 161H125V163H128V164H137L136 165V167H137V169L135 170V173L136 174H139V173H141L142 175H145V177H146V175L148 176V174H151L152 176H154V177H156L157 178V176L159 177L160 175H161V173L163 172L162 170H161V168H162V166L164 167V166H166V169L165 170H167V169H170V163L169 162H171V161H169V162H165V161H163L162 160V155H164V153H167V152H165V147L167 146L166 145V140H165V142H164V131H165V129H166V126H167V122H168V124H169V116H173L172 114H174V111L175 110H177L176 109V107L178 106V101H180V100H178V96H179V93H178V91L181 89V88ZM184 87V86H183ZM231 87V88H230ZM21 88V87H20ZM38 88H40V87H38ZM43 88H45V87H43ZM47 88V87H46ZM60 88H61V86H60ZM66 88V87H65ZM79 88H80V86H79ZM88 88V87H87ZM106 88V87H105ZM230 88V89H229ZM6 89V88H5ZM13 89V88H12ZM26 89H27V87H26ZM49 89H50V87H49ZM107 89V88H106ZM151 88H149V90H150ZM154 89V88H153ZM156 89V88H155ZM161 89H162V87H161ZM16 90V89H15ZM46 90V89H45ZM45 90H44V92H45ZM77 90H78V88H77ZM88 90V89H87ZM119 90V89H118ZM135 90V89H134ZM138 90V89H137ZM158 90V89H157ZM182 90V89H181ZM180 90V91H181ZM243 91L244 92V95H245V97L244 98H241V95L239 96L238 94H239V92L240 91ZM3 91V90H2ZM27 91V90H26ZM46 91H48V90H46ZM60 91V90H59ZM74 91V90H73ZM86 91V90H85ZM105 91V90H104ZM109 91H110V89H109ZM113 91H114V89H113ZM141 91V90H140ZM151 91V90H150ZM154 92H155V94L157 93L155 90H153ZM152 91V92H153ZM1 92V91H0ZM16 92V91H15ZM20 92V91H19ZM81 92V91H80ZM87 92V91H86ZM89 92V91H88ZM115 92V91H114ZM128 92V91H127ZM133 92V91H132ZM139 92V91H138ZM160 92V91H159ZM185 92V91H184ZM242 92V93H243ZM30 93V92H29ZM43 93V92H42ZM59 93V92H58ZM71 93V92H70ZM72 93H75V92H72ZM107 93V92H106ZM129 93V92H128ZM142 92H141V94H142V98L141 97H139V98H141L140 100L141 101H139L140 103H139V107L141 108V112H140V109H139V113H138V117H139V119H146L145 117H148V116H146V114H143V108L144 109H146L147 108V106H148V108L147 109H149L150 108V106H149V104L147 105V102H148V96H146L145 94L146 93H144L143 94ZM2 94V93H1ZM8 94H9V92H8ZM25 94H27V93H25ZM44 94V93H43ZM69 94V93H68ZM77 94V93H76ZM80 94V93H79ZM87 94V93H86ZM99 94V93H98ZM111 94V93H110ZM137 94H140V93H137ZM137 94H135V95H137ZM159 94V93H158ZM181 94V93H180ZM55 95V94H54ZM53 95V96H54ZM59 95H61L60 93H59ZM78 95V94H77ZM88 95V94H87ZM101 95V94H100ZM108 95V94H107ZM127 95V94H126ZM129 95V94H128ZM127 95V96H128ZM131 95H132V93H131ZM144 95V96H143ZM28 96V95H27ZM46 96V95H45ZM66 96V95H65ZM99 96V95H98ZM119 96V95H118ZM140 96V95H139ZM152 96V95H151ZM154 96V95H153ZM157 96V95H156ZM203 96H206V100H204L203 99ZM218 96V97H219ZM30 97V96H29ZM72 97H74V96H72ZM101 97V96H100ZM133 97V96H132ZM138 97V96H137ZM136 97V98H137ZM146 97H147V99H146ZM161 97V96H160ZM179 97H181L182 98V96H179ZM5 98V97H4ZM35 98V97H34ZM46 99H47V97H45ZM53 98V97H52ZM71 98V97H70ZM95 98V97H94ZM97 98H99V97H97ZM121 98V97H120ZM130 98H131V96H130ZM156 98V97H155ZM7 99V98H6ZM9 99V98H8ZM26 99H27V97H26ZM44 99V98H43ZM46 99H44V101L46 100ZM49 99V98H48ZM54 99V98H53ZM59 99V98H58ZM74 99V98H73ZM81 99V98H80ZM79 99V100H80ZM84 99V98H83ZM88 99V98H87ZM87 99H85V100H87ZM259 99H261V100H259ZM42 100V99H41ZM55 100V99H54ZM57 100V99H56ZM92 100V99H91ZM97 100V99H96ZM101 100V99H100ZM110 100V99H109ZM128 100V99H127ZM131 100V99H130ZM130 100L128 101V102H130ZM28 101V100H27ZM39 101V100H38ZM48 101H51V100H48ZM47 101V102H48ZM88 102H89V99L87 100ZM102 101V100H101ZM121 102H123L122 100H120ZM125 101H126V99H125ZM154 101V104H155V102L157 101H155V99L153 100ZM152 101V102H153ZM158 101H159V99H158ZM158 101L156 102V103H158ZM162 101V102H163ZM182 101V100H181ZM219 101H221L220 99H219ZM259 101H261V102H259ZM3 102H5L6 103V101H3ZM8 102V101H7ZM17 102V101H16ZM15 102V103H16ZM43 102V101H42ZM69 102V101H68ZM81 102V101H80ZM91 102V101H90ZM100 102V101H99ZM239 102H241L240 104H239ZM2 103V102H1ZM5 103H3V104H5ZM29 103V102H28ZM38 103V102H37ZM36 103V104H37ZM40 104H41V102H39ZM44 103V102H43ZM55 103V102H54ZM61 103L62 102H59V103H56V105H50L49 106V109H47V110H50V112H56V111H60V110H62V109H64L65 108V106L67 105H61ZM70 103V102H69ZM68 103V105L69 106H71L72 104L70 103L69 104ZM79 103V102H78ZM96 103H97V101H96ZM102 103H104V102H102ZM106 103V102H105ZM110 103V102H109ZM132 103V102H131ZM136 103V102H135ZM150 103V102H149ZM182 103V102H181ZM184 103H185V100H184ZM185 103V104H186ZM218 104H219V102H217ZM35 104V105H36ZM45 104V103H44ZM49 104V103H48ZM63 104V103H62ZM75 104H76V102H75ZM98 104V106H96L95 107V109H93L92 110V112H93V114H91L92 115V117L93 116H95V118H97V121L100 123V124H102V126H104V124H107V120H106V117L104 116V115H106L108 112H107V109H106V107L103 105H101V104H99V103H97ZM107 104V103H106ZM116 104H118V103H116ZM151 104V103H150ZM80 105V104H79ZM84 105V104H83ZM131 105V104H130ZM136 105V104H135ZM157 105V104H156ZM155 105V106H156ZM160 105V104H159ZM159 105H158V108H159ZM180 105V104H179ZM227 105V104H226ZM5 106V105H4ZM74 106V105H73ZM72 106V107H73ZM82 106V105H81ZM114 106H116V105H114ZM155 106H153V107H155ZM223 106V105H222ZM220 107V108H223V107ZM1 107V106H0ZM6 107V106H5ZM35 107V106H34ZM41 107V106H40ZM66 107H68V106H66ZM77 107H78V105H77ZM88 106H86V108H87ZM112 107V106H111ZM120 107V106H119ZM129 107V106H128ZM138 107V108H139ZM180 107V106H179ZM4 108V107H3ZM22 108V107H21ZM20 108V109H21ZM31 108V107H30ZM70 108V107H69ZM85 108V107H84ZM85 108V109H86ZM125 108V107H124ZM134 108V106L131 108L132 110H134L133 109ZM156 108V107H155ZM178 108V107H177ZM182 108V107H181ZM12 109V108H11ZM131 109H128L127 108V110H131ZM179 109V108H178ZM183 109V108H182ZM242 109V110H241ZM27 110V109H26ZM67 110V109H66ZM71 110V109H70ZM77 110V109H76ZM80 110V109H79ZM89 110H90V108H89ZM123 110V109H122ZM127 110H125V111H127ZM154 111H156L155 109H153ZM161 110V111H162ZM181 110V109H180ZM184 110H186V109H184ZM183 110V111H184ZM220 110V109H219ZM224 110V109H223ZM1 111V110H0ZM2 111H4V109L2 110ZM7 111V110H6ZM10 111V110H9ZM31 111V110H30ZM37 111V110H36ZM43 111V110H42ZM62 111H64V110H62ZM68 111V110H67ZM86 111H88V110H86ZM159 111V110H158ZM179 111V110H178ZM182 111V110H181ZM27 112V111H26ZM44 112V111H43ZM42 112V113H43ZM69 112V111H68ZM68 112H65L64 111V113H68ZM71 112V111H70ZM78 112V111H77ZM113 112H115V111H113ZM124 112V111H123ZM132 112V111H131ZM145 112V111H144ZM4 113V112H3ZM7 113H9V112H7ZM25 113V112H24ZM24 113H22V114H24ZM41 113V112H40ZM39 113V114H40ZM83 113V112H82ZM89 113V112H88ZM125 114H127V112H124ZM137 113V112H136ZM151 114H152V112H150ZM176 113V112H175ZM48 114V113H47ZM69 114V113H68ZM71 114V113H70ZM75 114V113H74ZM84 114V113H83ZM122 114V113H121ZM124 114V115H125ZM132 114V113H131ZM230 114H231V112H230ZM258 114V113H257ZM28 115V114H27ZM62 115V114H61ZM82 115V114H81ZM109 115V114H108ZM221 115V116H220ZM38 116V115H37ZM36 116V117H37ZM43 116H44V114H43ZM45 116H46V112H45ZM49 116V115H48ZM72 116V115H71ZM70 116V117H71ZM84 116V115H83ZM90 116V115H89ZM113 116V115H112ZM114 116H115V114H114ZM154 116V115H153ZM220 116V117H219ZM1 117V116H0ZM4 117V116H3ZM9 117V116H8ZM22 117V116H21ZM58 117V116H57ZM65 117H69V115H67V116H65ZM69 117V118H70ZM76 117H77V115H76ZM82 117V116H81ZM87 117V116H86ZM123 117H125V116H123ZM137 117V116H136ZM135 117V118H136ZM160 117V116H159ZM177 117H179V116H177ZM256 117V116H255ZM255 117H254V119H255ZM5 118V117H4ZM7 118V117H6ZM40 118V117H39ZM43 118V117H42ZM58 118H60V117H58ZM74 118V117H73ZM72 118V119H73ZM83 118V117H82ZM85 118V117H84ZM115 118V117H114ZM150 118H152V120H153V117H150ZM1 119H3V118H1ZM16 119H18V118H16ZM33 119V118H32ZM38 119V118H37ZM36 119V120H37ZM109 119V118H108ZM127 119V118H126ZM134 119V118H133ZM173 119V118H172ZM176 119V118H175ZM237 119V118H236ZM235 119V120H236ZM256 119H257V117H256ZM25 120V119H24ZM43 120V119H42ZM60 120V119H59ZM64 120V119H63ZM106 120V121H105ZM110 120H112V119H110ZM109 120V121H110ZM138 120V119H137ZM148 120H150V119H148ZM151 120V121H152ZM156 120H158V119H156ZM228 120V121H227ZM234 120V121H235ZM259 120V119H258ZM257 120V121H258ZM4 121V120H3ZM38 121H39V119H38ZM38 121H36V122H38ZM44 121V120H43ZM70 121V120H69ZM71 121H73V120H71ZM93 121V120H92ZM134 121V120H133ZM132 121V122H133ZM138 121H140V120H138ZM150 121V122H151ZM174 121V120H173ZM8 122H9V120H8ZM83 122V121H82ZM112 122L114 123L113 125H114V127H115V130L114 131H109V133H107L108 134V138H110V141H112V139H113V137H115V140H118V139H120L119 138V136H121L122 135V133H123V131L124 130H121V126H122V123H121V121L120 120H118V119H114V121L112 120ZM150 122H149V124H150ZM158 122V121H157ZM251 122V121H250ZM255 122V121H254ZM259 122V121H258ZM6 123V122H5ZM26 123V122H25ZM31 123V122H30ZM32 123H33V121H32ZM40 123H42V122H40ZM136 123V122H135ZM140 123V122H139ZM147 123V122H146ZM240 122H239V120L235 123V124H233L234 126H233V128H234V130L238 133L239 132V130L241 129L240 127V124H239ZM245 123V122H244ZM12 124V123H11ZM37 124V123H36ZM63 124V123H62ZM64 124H66V132L65 133H67V137L69 138L70 137V139H71V134H73V133H70L71 131L69 130L71 127H70V124L67 122V121H64ZM76 124H77V122H76ZM80 124H81V122H80ZM86 124V123H85ZM109 124V123H108ZM140 124H142V123H140ZM145 124V123H144ZM252 124V123H251ZM5 125V124H4ZM39 125V124H38ZM43 125V124H42ZM69 125V126H68ZM111 126H113L112 124H110ZM110 125H109V127H110ZM133 125V124H132ZM135 125V124H134ZM133 125V126H134ZM143 125V124H142ZM146 125V124H145ZM155 125V124H154ZM246 125H247V123H246ZM250 125V124H249ZM2 126V125H1ZM16 126H18V125H16ZM15 126V127H16ZM65 126V125H64ZM72 126V125H71ZM78 126V125H77ZM80 126V125H79ZM92 126V125H91ZM128 126V125H127ZM132 126V127H133ZM135 126H137V125H135ZM170 126V125H169ZM172 126V125H171ZM176 126V125H175ZM258 126H259V124H258ZM4 127V126H3ZM13 127H14V125H13ZM23 124L21 125V126H19V128L18 129H20L19 131H24L23 130ZM60 127H63L60 123H59V121H58V119H56V118H53V117H51V118H48V119H46L45 120V126L43 125L42 126V128H41V134H40V136H41V139H40V141L38 142L37 141V139H36V141L35 142H33V141H31L30 142V144L29 145H33V144H35V146L37 147V149L39 148V149H42V150H44L45 149V152H43V155H41V156H43L42 158H40V161L39 162H35V165H33L34 166V168H31V165H30V163H31V161H30V163H23V164H21L20 162H19V164L20 165H17V166H19L18 167V169L17 170H14V172H12L13 170H10L9 172H5V179H3V180H6V179H8V178H10V177H12L11 175H13L15 178H16V182H13V183H15L14 185H15V188H11L10 187V185L6 182V184H7V186H8V189H6L5 187H3V181L1 180V183H0V264H12V260H14V259H12V258H14V256H20L21 257V254H28V255H30L29 257H28V260H29V262H28V264H91V262H96L97 264H169L168 262L169 261H166V262H162V261H160L158 258H153L152 256H151V254L149 253H147V251H145V252H142V251H144V250H142L141 251V249L139 248V245L138 244H140V237H139V234H140V236H141V233H140V230H139V228L141 227L138 223H140L141 222V224L142 225H144L145 224V226L147 225L146 224V222H148L147 220V218H146V211L144 210V208H143V206H144V197H143V188H139V187H128L126 190H123V187H120L119 188V190L120 191H118V196H115V194L116 193H114L113 192V190H112V185H111V183L107 180L106 181V178H107V176H108V173L110 172V170H111V167H112V163L115 165V167H117V163H118V157L116 158L115 156H114V161L112 162V159L110 158V156H109V158L106 160L107 162L105 163L106 164V171L104 172L103 170H101V167H102V165H99L98 167H97V172H98V175H97V178L98 179H93V180H90V181H87V182H85L84 183V185H82V184H80L77 188H75V189H70L71 191H70V193L72 194V196L69 198V199H64V200H59L58 199V196L62 193H60V192H58V194L57 193H53V192H56V191H54V190H51V188H49L48 189V193L46 194V195H44V192H42V191H37L38 189H35V188H38L39 187V185H40V183H39V181H41L43 178H45V179H48V181L50 180V178H52V174H53V165H54V163H56L55 164V167H56V165H59L60 166V159H61V155H60V153H58L57 152V150L59 149V147L61 146L62 148H64L65 147V145H66V135H65V133H63L62 131L60 132L59 131V128ZM90 127V126H89ZM106 127V126H105ZM113 127V128H114ZM126 127V126H125ZM131 126H129V128H130ZM138 127H139V125H138ZM141 127V126H140ZM156 127V126H155ZM1 128V127H0ZM5 128V127H4ZM36 128V127H35ZM65 128V127H64ZM102 128V127H101ZM111 128V127H110ZM152 128V127H151ZM176 128H177V126H176ZM224 128V129H223ZM250 128V127H249ZM37 129H38V127H37ZM58 129V130H57ZM73 129V128H72ZM84 129V128H83ZM89 129V128H88ZM96 129V128H95ZM122 129H125L124 128V125H123V128ZM131 129V128H130ZM172 129V128H171ZM264 129V128H263ZM3 130V129H2ZM5 130V129H4ZM7 130V129H6ZM136 130V129H135ZM138 130H139V128H138ZM138 130L136 131V132H138ZM147 130V129H146ZM173 130V129H172ZM251 130V129H250ZM254 130H256L255 128H254ZM253 130V131H254ZM259 130V129H258ZM18 131V130H17ZM29 131V130H28ZM27 131V132H28ZM83 131V130H82ZM78 127L77 128H75V130H74V134L77 132V134H79V136H81L82 137V135H83V132H82ZM98 131V130H97ZM149 131V130H148ZM150 131H152V130H150ZM178 131V130H177ZM3 132V131H2ZM26 132V131H25ZM24 132V133H25ZM87 132V131H86ZM131 132H132V130H131ZM139 132H141L140 130H139ZM143 132V131H142ZM145 132V131H144ZM143 132V133H144ZM147 132V131H146ZM171 132V131H170ZM232 132V131H231ZM250 132H252V131H250ZM255 132V131H254ZM260 132V131H259ZM1 133V132H0ZM13 133V132H12ZM11 133V134H12ZM23 133V132H22ZM37 133V132H36ZM93 133H94V131H93ZM128 133V132H127ZM135 133V132H134ZM167 133V132H166ZM165 133V134H166ZM177 133V132H176ZM28 134V133H27ZM97 134V133H96ZM99 134H101V133H99ZM130 134V133H129ZM139 134V133H138ZM149 134H150V132H149ZM148 134V135H149ZM174 134V133H173ZM180 134V135H181ZM262 134H264V132L263 133H261V135L258 137V135H257V137H256V135H254V137H255V139H257V140H259V141H261L262 140ZM19 135H21V134H19ZM24 135V134H23ZM30 135V134H29ZM76 135V134H75ZM90 135V134H89ZM91 135H93V134H91ZM90 135V136H91ZM133 135V134H132ZM132 135L130 136V137H132ZM137 135V134H136ZM135 135V136H136ZM140 135V134H139ZM167 135V134H166ZM166 135H165V139H166ZM170 135V134H169ZM176 135V134H175ZM3 135H1V137H2ZM9 136H10V134H9ZM25 136V135H24ZM35 136V135H34ZM33 136V137H34ZM88 136V135H87ZM97 136V135H96ZM100 136V135H99ZM128 136V135H127ZM138 136V135H137ZM152 136V135H151ZM248 136H249V130H248V132L245 134V138H242V140H241V145H242V147H245V145H244V143L248 140ZM14 137V136H13ZM23 137V136H22ZM75 137V136H74ZM80 137V138H81ZM95 137V136H94ZM145 137H147V135L145 136ZM153 137V136H152ZM175 136H172V138H174ZM125 138V137H124ZM133 138V137H132ZM148 138H151L150 137V135L148 136ZM171 138V137H170ZM171 138V139H172ZM227 138V137H226ZM239 138V137H238ZM8 139V138H7ZM30 139V138H29ZM84 139V138H83ZM87 139V138H86ZM152 139V138H151ZM175 139H176V137H175ZM179 139H181V138H179ZM183 139V138H182ZM218 139V138H217ZM4 140V139H3ZM2 140V141H3ZM35 140V139H34ZM121 140V141H120ZM120 140H118L119 142H118V144L119 143H122V139H120ZM126 140V139H125ZM170 140V139H169ZM236 140V139H235ZM235 140H231V141H229V142H226L225 144H223V145H221V147H223V149L222 150H220L218 153L220 154V153H222L224 156L223 157H225V155H227V151H229V150H231L230 148H231V145L233 144H235ZM17 141V140H16ZM147 141V140H146ZM176 141H178L177 139L175 140V142ZM239 141V140H238ZM10 142V141H9ZM91 142V141H90ZM168 142V141H167ZM169 142H171V141H169ZM174 142V141H173ZM180 142V141H179ZM184 142V141H183ZM252 142V141H251ZM11 143H12V140H11ZM17 143V142H16ZM61 144L60 146L59 145H57V144ZM95 143V142H94ZM161 143V145H159ZM185 143V142H184ZM232 143V144H231ZM256 143V142H255ZM114 144H116V143H114ZM171 144H173V143H171ZM176 144H178V143H176ZM183 144V143H182ZM28 145V146H29ZM70 145V144H69ZM73 145V144H72ZM76 145V144H75ZM148 145V144H147ZM169 145H170V143H169ZM175 144H173L172 146H174ZM180 145V144H179ZM178 145V146H179ZM185 145V144H184ZM184 145H182V146H184ZM235 145H237V144H235ZM5 146V145H4ZM11 146V145H10ZM22 146V145H21ZM59 146V147H58ZM74 146V145H73ZM78 146H80V145H78ZM87 146V145H86ZM123 146V145H122ZM177 146V147H178ZM181 146V147H182ZM217 146V145H216ZM238 146V145H237ZM2 147H3V145H2ZM57 147H58V149H57ZM68 147V146H67ZM85 147V146H84ZM89 147V146H88ZM110 147V146H109ZM147 147V146H146ZM187 147V146H186ZM190 147H187V148H190ZM211 147V146H210ZM239 147V146H238ZM250 147V146H249ZM124 148V147H123ZM168 148V147H167ZM174 148V147H173ZM208 148H209V146H208ZM237 148V147H236ZM35 149V148H34ZM65 149V148H64ZM76 149V148H75ZM82 149V148H81ZM88 149V148H87ZM119 149V148H118ZM148 149V148H147ZM150 149V148H149ZM170 149V148H169ZM172 149V148H171ZM36 150V149H35ZM66 150V149H65ZM78 150V149H77ZM83 150V149H82ZM145 150V149H144ZM167 150V149H166ZM174 150V149H173ZM242 150H243V148H242ZM3 151V150H2ZM6 151V150H5ZM20 151V150H19ZM18 151V152H19ZM32 151V150H31ZM47 151V152H46ZM61 151V150H60ZM59 151V152H60ZM72 151H73V149H72ZM71 151V152H72ZM86 151H88V150H86ZM91 151V150H90ZM98 151V150H97ZM117 151V150H116ZM193 151V150H192ZM195 151V150H194ZM201 151V150H200ZM203 151V150H202ZM210 151V150H209ZM233 151V150H232ZM10 152H11V150H10ZM62 152V151H61ZM92 152V151H91ZM94 152V151H93ZM101 152V151H100ZM107 152V151H106ZM118 152V151H117ZM127 152H126V154H127ZM144 152H147V151H144ZM170 152H171V150H170ZM197 151H195V152H193V153H191V152H189L188 151V153L185 151V150H181L180 148H178V150L174 153V157L173 158H176L177 160L175 161V163H176V167H182L184 164H186V163H192V162H194V164L196 163L195 161H196V158L199 156L198 154H200V153H196ZM204 152H205V150H204ZM226 152V153H225ZM1 153V152H0ZM31 153V152H30ZM46 153H49L50 155H46ZM54 153V154H53ZM115 153V152H114ZM148 153V152H147ZM172 153V154H173ZM239 153V152H238ZM253 153H254V158H256L255 157V148H253L252 149V151L250 150V152H248L247 153V158H246V160L248 159H251L252 158V156H253ZM257 153V152H256ZM3 154V153H2ZM5 154V153H4ZM32 154V153H31ZM40 154V153H39ZM53 154V155H52ZM80 154V153H79ZM91 154V153H90ZM100 154V153H99ZM110 154V153H109ZM108 154V155H109ZM212 154V153H211ZM236 154V153H235ZM240 154V153H239ZM1 155V154H0ZM17 155V154H16ZM28 155V154H27ZM26 155V156H27ZM37 155V154H36ZM87 155V154H86ZM95 155V154H94ZM101 155V154H100ZM103 155V154H102ZM146 155V154H145ZM169 155V154H168ZM206 155V154H205ZM204 155V156H205ZM207 155H208V153H207ZM237 155V154H236ZM243 155V154H242ZM23 156V155H22ZM22 156H19V158H17V159H19V161H20V159H22L23 157ZM26 156H25V158H26ZM120 156V155H119ZM171 156V155H170ZM201 156V155H200ZM199 156V158H201V157H204V156H201L200 157ZM210 156V155H209ZM11 157V155L10 154H8V158L9 159H11L10 158ZM22 157V158H21ZM28 157V156H27ZM164 157H165V155H164ZM232 157V156H231ZM235 157V156H234ZM238 157V156H237ZM1 158V157H0ZM31 158V157H30ZM29 158V159H30ZM92 158V157H91ZM101 158V157H100ZM105 158V157H104ZM169 158V157H168ZM172 158V159H173ZM208 158V157H207ZM3 159V158H2ZM36 159V158H35ZM82 159H84V158H82ZM89 159H90V157H89ZM167 159V158H166ZM165 159V160H166ZM171 159V158H170ZM198 159V158H197ZM229 159V158H228ZM227 159V160H228ZM232 159V158H231ZM234 159V158H233ZM239 159V158H238ZM31 160V159H30ZM33 160V159H32ZM56 160V161H55ZM94 160V159H93ZM92 160V161H93ZM175 160V159H174ZM199 160V159H198ZM214 160V159H213ZM38 161V160H37ZM80 161V160H79ZM201 161H203V160H201ZM205 161V160H204ZM206 161H208V160H206ZM211 161V160H210ZM229 161V160H228ZM239 161V160H238ZM242 161V160H241ZM245 161V160H244ZM4 162V161H3ZM5 162H6V160H5ZM8 162V161H7ZM10 162V161H9ZM33 162V161H32ZM89 162H90V160H89ZM86 163V164H83L82 163V161L81 162H79V163H73L72 164V167H71V169L72 170H75V169H77V171L79 170V172L81 171H84L85 170V176L87 175V174H89L86 170H87V167H89L90 165V163ZM223 162V161H222ZM231 162V161H230ZM264 162V149H262V151H260L259 152V154L257 155V158H256V161H255V163H253L254 165V167H255V171L256 170H258V166L259 165H261L262 163ZM124 162H123V164H125ZM204 163H206V162H204ZM226 163H228V162H226ZM232 163V162H231ZM239 163V162H238ZM259 163V164H258ZM16 164H17V161H16ZM120 164V163H119ZM198 164V163H197ZM202 164V163H201ZM218 164V163H217ZM230 164V163H229ZM233 164V163H232ZM245 164V163H244ZM243 164V165H244ZM264 164V163H263ZM4 165V164H3ZM23 165V166H22ZM89 165V166H88ZM97 165V164H96ZM121 165V164H120ZM196 165V164H195ZM223 165H225V164H223ZM76 166H78V167H76ZM85 166H87V167H85ZM92 166V165H91ZM173 166V165H172ZM186 166V165H185ZM211 166V165H210ZM234 166V165H233ZM238 166H239V164H238ZM4 167H5V165H4ZM15 167V166H14ZM58 167V166H57ZM123 167V166H122ZM133 167H135V166H133ZM174 167V166H173ZM172 167V168H173ZM184 167V166H183ZM182 167V168H183ZM192 167V166H191ZM209 167V166H208ZM248 167V166H247ZM261 167H263V165L261 166ZM7 168V167H6ZM75 168V169H74ZM90 168V167H89ZM92 168V167H91ZM100 168V169H99ZM130 168V167H129ZM175 168V167H174ZM185 168V167H184ZM193 168H194V166H193ZM192 168V169H193ZM222 168V167H221ZM225 168V167H224ZM227 168V167H226ZM232 168V167H231ZM242 168H244V167H242ZM1 169V168H0ZM15 169H16V167H15ZM93 169V168H92ZM123 169V168H122ZM180 169V168H179ZM187 169V168H186ZM189 169V168H188ZM230 169V168H229ZM235 169V168H234ZM245 169H246V167H245ZM120 170H121V168H120ZM175 170V169H174ZM260 170V169H259ZM5 171V170H4ZM89 171V170H88ZM123 171V170H122ZM122 171H120V172H122ZM171 171V170H170ZM176 171V170H175ZM175 171H174V173H175ZM186 171V170H185ZM185 171H183V172H185ZM206 171V170H205ZM204 171V172H205ZM232 171V170H231ZM241 171H242V169H241ZM246 171V170H245ZM261 171V170H260ZM0 172H2V171H0ZM118 172V171H117ZM133 171H132V169H129V173H130V175H131V173H132ZM177 172V171H176ZM190 172V171H189ZM202 172V171H201ZM238 172V171H237ZM73 173V172H72ZM119 173V172H118ZM168 173V172H167ZM191 173V172H190ZM192 173H193V171H192ZM215 173L216 174H219L220 173V170H216L215 171ZM171 174V173H170ZM181 174V173H180ZM212 174V173H211ZM229 174V173H228ZM249 174V173H248ZM256 174H257V172H256ZM90 175V174H89ZM119 175V174H118ZM121 175V174H120ZM166 175V174H165ZM169 175V174H168ZM176 175V174H175ZM186 175V174H185ZM192 175H194V174H192ZM3 176V175H2ZM69 176V175H68ZM110 176V175H109ZM127 176H128V174H127ZM172 175H170V177H171ZM183 176V175H182ZM181 176V177H182ZM190 176V175H189ZM198 176V175H197ZM204 176V175H203ZM231 176V175H230ZM258 176V175H257ZM256 175L254 176V177H257ZM262 176V175H261ZM74 177H75V175H74ZM87 177H88V175H87ZM161 177H162V175H161ZM160 177V178H161ZM164 177H166V176H164ZM205 177V176H204ZM207 177V176H206ZM221 177V176H220ZM229 177V176H228ZM233 176H231V178H232ZM251 178V179H253V182L254 181H256L255 180V178ZM264 177V176H263ZM3 178V177H2ZM117 178V177H116ZM125 178H126V176H125ZM167 178H169V177H167ZM187 178H189V177H187ZM245 178V177H244ZM260 178V175H259V177H258V179ZM31 180V182L30 181H28V180ZM73 179H75V178H73ZM86 179V178H85ZM88 179V178H87ZM123 179V178H122ZM127 179V178H126ZM163 180H166V179H164V178H162ZM170 179V178H169ZM174 179V178H173ZM183 179V178H182ZM193 179V178H192ZM205 179V178H204ZM219 179V178H218ZM225 179V178H224ZM223 179V180H224ZM249 179H250V177H249ZM10 180V179H9ZM72 180V179H71ZM113 180V179H112ZM124 180V179H123ZM176 180V179H175ZM178 180V179H177ZM181 180V179H180ZM231 180V179H230ZM245 180V179H244ZM243 180V181H244ZM75 181V180H74ZM73 181V182H74ZM115 181V180H114ZM126 181H128V180H126ZM131 181V180H130ZM168 181V180H167ZM167 181H166V183H167ZM171 181V180H170ZM201 181V180H200ZM220 181V180H219ZM227 181V180H226ZM235 181V180H234ZM248 181V180H247ZM5 182V181H4ZM76 182V181H75ZM154 182H156L155 180H154ZM195 182V181H194ZM194 182H193V184H194ZM202 182V181H201ZM213 182V181H212ZM222 182V181H221ZM258 182V181H257ZM260 182V181H259ZM12 183V182H11ZM29 183L31 184L32 183V185H33V187H34V192H31L32 190H30V188H29ZM65 183V182H64ZM70 183H72V182H70ZM117 183V182H116ZM115 183V184H116ZM131 183V182H130ZM135 183V182H134ZM157 183V182H156ZM159 183H161V182H159ZM171 183V182H170ZM169 183V184H170ZM175 183V182H174ZM173 183V184H174ZM178 183V182H177ZM190 183H192V182H190ZM197 183V182H196ZM208 183H209V181H208ZM225 183V182H224ZM237 183V182H236ZM47 184V183H46ZM66 184V183H65ZM114 184V185H115ZM119 184V183H118ZM176 184V183H175ZM185 184H187L186 182H185ZM189 184V183H188ZM222 184H223V182H222ZM258 184V183H257ZM69 185H71V184H69ZM75 185V184H74ZM154 185V184H153ZM160 185V184H159ZM178 185V184H177ZM217 185H218V183H217ZM216 185V186H217ZM226 185V184H225ZM248 185V184H247ZM253 185H254V183H253ZM5 186V185H4ZM128 186V185H127ZM148 186V185H147ZM162 186V185H161ZM163 186H164V184H163ZM162 186V187H163ZM203 186V185H202ZM243 186V185H242ZM261 186H262V184H261ZM32 187V188H33ZM67 187V186H66ZM71 187H74V186H71ZM125 187H126V185H125ZM156 187H158V186H156ZM166 187V186H165ZM183 187V186H182ZM205 187V186H204ZM229 187V186H228ZM251 187V186H250ZM257 187H259V185H257ZM69 188V187H68ZM155 188V186L153 187V189ZM161 188V187H160ZM166 188H168V187H166ZM58 189V188H57ZM169 189H170V187H169ZM190 189V188H189ZM205 189V188H204ZM218 189H219V187H218ZM222 189H224V188H222ZM230 189V188H229ZM245 189V188H244ZM260 189V188H259ZM59 190H61V189H59ZM157 190V189H156ZM161 190H162V188H161ZM197 190V189H196ZM195 190V191H196ZM199 190V189H198ZM215 190V189H214ZM221 190V189H220ZM225 190V189H224ZM258 190V189H257ZM36 191V192H35ZM64 191V190H63ZM69 191V190H68ZM153 191V190H152ZM158 191H160V190H158ZM163 191V190H162ZM172 191V190H171ZM182 191V190H181ZM185 191H187V189H185ZM191 191V190H190ZM189 190H188V192H190ZM213 191V190H212ZM227 191H228V189H227ZM249 191H250V189H249ZM263 191V190H262ZM169 192V191H168ZM174 192H176V191H174ZM183 192V191H182ZM197 192V191H196ZM239 192V191H238ZM258 192V191H257ZM256 192V193H257ZM155 193V192H154ZM158 193V192H157ZM156 193V194H157ZM171 193V192H170ZM215 193H216V191H215ZM242 193V192H241ZM253 193V192H252ZM128 194H131L130 196H128ZM187 194V193H186ZM228 194V193H227ZM263 194V193H262ZM154 195V194H153ZM164 195V194H163ZM167 195H168V193H167ZM172 195V194H171ZM185 195V194H184ZM221 195V194H220ZM225 195V194H224ZM231 195V194H230ZM229 195V196H230ZM250 195H251V193H250ZM62 196V195H61ZM68 196H69V194H68ZM169 196V195H168ZM219 196V195H218ZM228 196V197H229ZM255 196V195H254ZM163 197V196H162ZM180 197V194H178V195H174V196H172L170 199H168V205L165 207L164 205L163 206H161L160 208H159V210L157 209L155 212L154 211H152L151 213L152 214H154L153 216H152V218L153 219H155L154 220V222L155 221H160V219H162L164 216H165V214L167 213V210L169 209H171V208H173L172 206V204H174L177 200H178V198ZM190 197V196H189ZM252 197H253V195H252ZM262 197V196H261ZM169 198V197H168ZM223 198V197H222ZM221 198V199H222ZM224 198H226L227 199V196H225ZM217 199V198H216ZM250 199H251V197H250ZM137 200H139L140 202H141V205H139V206H142V208H140V210H141V214H140V216H134V212H136V210L135 209H137L136 207H138V203H136V201ZM147 200V199H146ZM154 201L156 200V199H153ZM219 200H220V198H219ZM228 200V199H227ZM241 200H242V196H241ZM260 200V199H259ZM182 201V200H181ZM187 201V200H186ZM188 201H190V200H188ZM222 201V200H221ZM248 201V200H247ZM256 201V200H255ZM258 201V200H257ZM218 202V201H217ZM235 202H236V200H235ZM239 202V201H238ZM261 202H262V200H261ZM156 203V202H155ZM160 203V202H159ZM188 203V202H187ZM240 203V202H239ZM249 203V202H248ZM259 203V202H258ZM147 204V203H146ZM149 204H150V202H149ZM148 204V205H149ZM223 204V203H222ZM244 204V203H243ZM147 205V206H148ZM152 205V204H151ZM241 205V204H240ZM239 205V206H240ZM258 206V205H257ZM256 206V207H257ZM149 207V206H148ZM147 207V208H148ZM110 208L111 209H114V211H113V213L111 214L110 213ZM139 208V207H138ZM150 208H153V207H150ZM178 208V207H177ZM221 208V207H220ZM240 208H241V206H240ZM254 208V207H253ZM257 208H259V206L257 207ZM235 209V208H234ZM182 210V209H181ZM139 211V210H138ZM216 211V210H215ZM222 211V210H221ZM221 211H219V212H221ZM253 211V210H252ZM256 211V210H255ZM258 212V211H257ZM148 213H150V212H148ZM150 213V214H151ZM241 213V212H240ZM253 213H254V211H253ZM252 213V214H253ZM137 214H139V212L137 213ZM151 214V215H152ZM198 214V213H197ZM220 214V213H219ZM225 214H226V211H225ZM235 214V213H234ZM196 216V215H195ZM220 216V215H219ZM253 216H255L254 214H253ZM199 217V216H198ZM217 217V216H216ZM151 218V217H150ZM196 218H197V216H196ZM219 218V217H218ZM254 218V217H253ZM194 219V218H193ZM236 219V218H235ZM139 220H140V222H139ZM194 220H196L197 222L199 221L198 219H194ZM209 220V219H208ZM225 220V219H224ZM232 220H234V219H232ZM202 221V220H201ZM221 221V220H220ZM31 222H32V225H31ZM195 222V221H194ZM224 222V221H223ZM30 223V224H29ZM158 223V222H157ZM208 223H210L209 221H208ZM213 223V222H212ZM220 223V222H219ZM221 223H222V221H221ZM155 224V223H154ZM159 224V223H158ZM160 224H162V223H160ZM159 224V225H160ZM30 225L32 226V227H30ZM163 225V224H162ZM214 225V224H213ZM263 225V224H262ZM138 226V227H137ZM217 226H218V224H217ZM216 226V227H217ZM150 227H152V226H150ZM194 227V226H193ZM196 227V226H195ZM214 227V226H213ZM220 227H221V225H220ZM138 228V229H137ZM141 228H143V227H141ZM144 228H146V227H144ZM148 228V227H147ZM155 228V227H154ZM160 228V227H159ZM189 228H190V225H189ZM239 228V227H238ZM150 229V228H149ZM157 229V228H156ZM194 229V228H193ZM232 229V228H231ZM231 229H230V231H231ZM137 230V231H136ZM159 229H157V231H158ZM215 230V228L213 229V231ZM236 230V229H235ZM240 230V229H239ZM142 231V230H141ZM155 231V230H154ZM154 231H152V232H154ZM156 231V232H157ZM164 231V230H163ZM185 231V230H184ZM196 231H197V229H196ZM135 232H137V233H135ZM146 232V231H145ZM145 232H142V233H145ZM209 232V231H208ZM215 232H217V231H215ZM218 232H219V230H218ZM162 233V232H161ZM192 233H194V232H192ZM197 233V232H196ZM236 233V232H235ZM164 235V234H163ZM207 235H209V233L207 234ZM212 235H214V234H212ZM211 235V236H212ZM216 235H217V233H216ZM237 235H238V233H237ZM106 237L108 238V240H106ZM144 237V236H143ZM158 237V236H157ZM156 237V238H157ZM198 237H199V235H198ZM208 237V236H207ZM207 237H204V238H201V237H199V239H200V241H202L201 243H200V241L199 242H197V243H195V241H194V245H191L190 246V249H191V251H192V259H191V263L190 264H207V262L208 261H212L211 263H208V264H234V259H235V257H237V255H240V254H237V252H236V244L237 243H232L233 244V246H232V249L231 248H229V249H231L230 250V254H229V258L228 259H226L227 257H226V253L224 252V251H226L225 250V243L226 242H224V241H222V243L217 247V249H218V252L217 253H214L210 248V245H214V243H213V239L215 238V236H214V238L213 239H210V241L207 243ZM236 237H238V236H236ZM142 238V237H141ZM194 238V237H193ZM232 238V237H231ZM248 238V237H247ZM195 239V238H194ZM202 239V240H201ZM216 239V238H215ZM228 239V238H227ZM143 240V239H142ZM158 240H160V239H158ZM196 240H197V238H196ZM239 240V239H238ZM252 240V239H251ZM168 241V240H167ZM228 241H229V239H228ZM232 241V240H231ZM144 242H146V244L148 243L147 242V240L146 241H144ZM182 242H186V244H188L189 243V241H188V238H185V236L184 237H182ZM217 242V241H216ZM167 243V242H166ZM229 243V242H228ZM248 243V242H247ZM247 243H244V246H245V244H247ZM257 243V242H256ZM142 244H143V242L140 244V246H142ZM145 244V243H144ZM149 244V243H148ZM151 244V243H150ZM181 245L183 246V243H181ZM216 245V244H215ZM125 246L126 247H130V249L132 250V253H130L131 255H130V257L129 258H127V259H125V262H120V259L119 258H115L116 256H117V254H120V252H123V251H121L122 249H123V247L125 248ZM260 246V245H259ZM128 247V248H129ZM143 247V246H142ZM147 245H146V248L145 249H147ZM204 247V248H203ZM213 247V246H212ZM225 247V248H224ZM228 247V246H227ZM246 247V246H245ZM149 248V247H148ZM188 248V247H187ZM251 248V247H250ZM252 248H254V247H252ZM257 248V247H256ZM126 249V248H125ZM143 249V248H142ZM229 249H227L228 251H229ZM246 249V248H245ZM255 249V248H254ZM128 250V249H127ZM126 250V251H127ZM185 250H186V247H185ZM125 251V252H126ZM130 251V250H129ZM150 251H152L153 253H155V256H157L158 254H159V247H156V246H152L151 248H150ZM215 251V250H214ZM247 251H249V250H247ZM101 252H103L102 254H101ZM189 252V251H188ZM216 252V251H215ZM258 252V251H257ZM176 255H178L179 253H180V249H178V248H176V250H175V252H174ZM123 254H124V252L123 253H121V255L123 256ZM127 254H129V253H127ZM126 254V255H127ZM163 255L165 254L164 252L162 253ZM145 257H144V256ZM149 255V257H146V256H148ZM180 255V254H179ZM185 255H187V254H185ZM184 255V256H185ZM122 256H120L121 258H122ZM125 256V255H124ZM211 256L213 257L212 259H211ZM251 256V255H250ZM250 256H248V257H250ZM257 256V255H256ZM263 256V255H262ZM27 257V256H26ZM25 257V258H26ZM187 257H188V255H187ZM241 257H243L242 255H241ZM258 257V256H257ZM24 258V257H23ZM24 258V259H25ZM146 258V259H145ZM176 258V257H175ZM185 258V257H184ZM27 259V258H26ZM123 259V260H124ZM187 259H189V258H187ZM186 259V260H187ZM257 259V258H256ZM16 260V259H15ZM18 260H20V259H18ZM22 260V259H21ZM241 260V259H240ZM260 260V259H259ZM22 262V261H21ZM20 262V263H21ZM25 262V261H24ZM176 262V261H175ZM186 262V261H185ZM188 262V261H187ZM201 262H205V263H201ZM244 262V261H243ZM261 262V261H260ZM249 263V262H248ZM247 263V264H248ZM255 262H254V260H252L251 262H250V264H254ZM15 264H16V262H15ZM172 264H173V261H172ZM181 264V263H180ZM240 264V263H239Z\"/></svg>",
  "mask_w": 264,
  "mask_h": 264
}]
</instances>
